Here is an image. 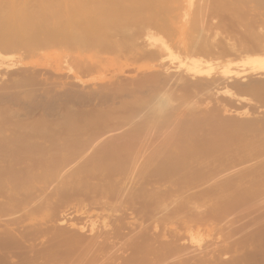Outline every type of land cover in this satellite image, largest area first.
Listing matches in <instances>:
<instances>
[{
  "label": "rangeland",
  "instance_id": "rangeland-1",
  "mask_svg": "<svg viewBox=\"0 0 264 264\" xmlns=\"http://www.w3.org/2000/svg\"><path fill=\"white\" fill-rule=\"evenodd\" d=\"M176 1H180V0H176ZM176 1L174 2V4L176 6L175 5L174 6L176 7V10H177V7H178L177 4L178 3ZM184 1H182V0L180 1L181 5H180V2H179L180 6H184L185 5L184 6L185 8L178 7V11L181 12V14L178 13V11H176V13H174L175 9L173 10L174 14H176V15L180 14L179 17H182V14H184V13L185 14H189V12L190 13L192 12V14H193V11H191V10L194 9L196 11L197 8H194V6L198 7V5H199V3L197 2L199 0H193V1L192 0L191 1L190 0H184ZM187 1H188L189 4L191 2V6L187 5ZM195 1H196L197 4L193 6V4H195ZM222 1L223 0H221V2ZM225 1L226 0H224V2ZM239 1H241V0H238V2ZM243 1L239 2L238 10L232 8L231 4L229 3V2H232V0H229V1L225 2V3H227L226 6H228V9L225 8L226 10H228L227 13H222V16H220L219 13L217 14L215 12V14H216V15H214L215 17L218 15L219 18L222 21L225 19L224 20L225 23H228V22H229V24H230V22L232 23V24L229 25V24H225L223 22L225 25H223V27L222 26L221 27L226 29V30H224L222 28L221 29L224 30L225 33L228 34L230 29L231 30L234 29V32H233V30H232V32L234 34L236 32L239 34V35L233 36V37H235V38H233L231 36L232 32L230 31L231 34L229 33L230 35L229 34H228V36L226 35L227 37H230V40L232 38L233 39L238 38V36L241 35L240 33L245 31V30L242 29L243 28L242 24L245 23V25H243V26H246V24H249L250 22L253 24V25L251 24V27L248 25L251 28V30L254 28V31L258 30V34H262V36H264V24H262V23H264V21H263L264 20V18H263V16H264V8L260 7V5L257 6L258 4L255 1L252 2L250 0V2H251V3H249L250 5L248 3L246 5V0H243ZM247 2H249V0H247ZM182 3L183 4L185 3V4L183 5ZM228 4H230V6ZM186 6H187V9H186ZM188 6L191 7V8L193 6V9L189 8ZM256 6H257V8H256ZM188 8L191 9V10H189ZM239 8H242V9L239 10ZM183 10H186V12L183 11ZM236 10L238 12H236ZM241 10L245 11V12L241 13L242 12ZM233 11L235 13H237L236 14L237 16H238V13L240 14L239 16H241V15L243 16V17L241 16L242 18H240L238 16L239 18H238L237 21H239V19H243V22L241 20L242 23L239 22V24L241 23L240 24V28L238 26L239 24L236 23L232 18H230V16H232V15L235 16V14H233L234 13ZM257 11H259V15L263 14V15H261L262 17L260 16L261 18H263V20L260 17H258V15H257L258 12ZM208 12H210V13H208L207 18L211 19V16H213V15H211V12H212V14H214L213 13L214 11H208ZM224 12H226V11H224ZM194 14H195V12H194ZM223 14L224 15L227 14L228 16L226 15V18L227 17L228 18L226 19ZM244 15L247 17L246 19L251 20L249 23L245 22L246 20H245ZM186 16H188V17H186ZM190 16L192 17L193 15H190ZM190 16L189 15H184V17H186V18L182 17V19L180 18L181 20H177L179 22V24L174 23L175 24L174 27H178L182 23H185L188 26L189 24L186 23V21L189 18V20L187 22L190 23V20H191ZM214 16H213V20L215 22L216 19H215ZM209 19H207L208 22L211 21V20L209 21ZM213 20H212V22H213ZM228 20H231V21H228ZM181 21H182V23H181ZM222 21H221V23H222ZM233 23H236V24L233 25ZM226 25H228L230 27H226L225 28ZM232 25H233V27H235L236 25L237 26L235 28H231ZM246 28L248 29V27H246ZM250 28L247 31H249L250 34L253 33V35L251 34L252 35L251 37L253 38L256 31L255 32L251 31ZM235 29H237L236 32H235ZM240 29H242L243 31H240ZM215 30L216 29H213V31H215ZM222 30L217 29L216 31L218 32V31H222ZM207 31H212V30H207ZM59 33L62 36V32L56 31V34L53 33L54 36L55 35L57 36V37L55 36L57 38V41H60L59 39L61 38L60 35L58 36ZM207 33H206V30H203L201 32V37L202 38L205 37L207 39L210 36L209 35L210 32H207ZM219 33H224V32H219ZM160 34L163 35L162 33H160ZM160 34L156 33V36L155 35L154 36L158 37ZM193 34L190 33L191 36ZM205 34L207 35V37H206ZM224 34H219V37L222 35L221 36L222 39L223 38H224V40H225V38L228 39L227 37H223V36H225ZM43 35H45V34H43ZM43 35L42 36L41 35L38 36L40 41H43L45 36H47V35H45L43 37ZM195 35L196 34H194L193 36H195ZM186 36L190 37L189 33H187ZM258 36H257V39L258 38H260V39L257 42V44H255L256 41H257V39L255 38L256 36L253 38L256 41L251 38V40L254 41V42L250 41V39H249L251 44H250L249 41H245V43H244V41L240 40V42L238 41L239 44L236 41H234V40L233 41L235 42V45L238 44L237 46H243V47L247 48V43H248V47H249L248 49H251L250 47H252L251 52H249L250 50L247 51V49H243V47H238L239 50L242 48L241 50H243V51L245 50L247 52V53H245V51H244V55L247 56V54L251 53L250 54V55H252L251 57H255L257 55L259 57H262L260 55L264 56V52H263V54H261L262 53L261 52L262 46L260 45L261 47L259 48L258 44H262L264 46V41L261 42L260 40H262L261 39L262 36L261 37H260V35H258ZM63 37L64 36H62V38ZM88 37L89 36H87V39H88ZM66 38L67 37H65V40H66ZM63 39H61L63 41L62 44L61 43H57V41H53L51 39V40L46 41V43L49 42L46 45L45 44H43V46L40 45V48L37 46V47H35L36 49L35 48H31L30 51L28 50L29 48L26 49V47H24L25 49L22 48L23 51L22 50L20 51V49H21L20 48V49H15V50L14 49H11V50L9 49V50L0 52L1 53L0 54L1 55L0 56V61L2 62V63L0 62V83L2 82V80H5L7 78V76H10V75L14 76V75H17L19 72H20L19 74H21L22 72L20 70L25 72V74H24V72L22 74V75H25V76L26 75H30V74L32 76H35V75L39 74L37 76L38 77L37 80L39 79L40 81H43L44 86H46L47 84L50 85V83L53 82V88H52L53 93L51 94L52 91H50L49 93H46L45 94V99H44L45 101L44 100H40L41 101L40 104H38L39 100L38 101H37V99L34 100V98H35L34 94H33L34 92L32 93V91H35L34 89H36V93H38L39 91H42V87L39 90L38 86H36L34 84H29V85L26 84V85L20 86L18 88V90H20L21 92H20V95L18 97L21 98V96H22V98L21 99L19 98V100H17L18 97L14 98L13 101L11 100V102H13V103L9 104V106H7L8 104L7 105L4 104V108L7 107V108L10 109V111L8 109L7 110L4 109L5 110V111H3L4 113H1L2 110H3L2 109L1 112H0V118H1V116L3 118L5 117L4 120H2L3 118H1L0 121L3 122V121H5V119H7L5 121V123L4 122L3 123L0 122V128H1L0 129V133L5 132V133L1 134L2 136H0V139L2 138L1 140H3V136L5 135V136H7L6 140L11 142L13 139L15 141V137H16V141L19 139L18 141L21 142L22 144H24V145H22L20 143L23 146L22 147V146H20L18 141L17 142L12 141L11 143H9V142L7 143V141L5 139H4L5 143H4V140H3V143L1 142V144H0V178L2 177V179H0V264H22V262H23V264H25V263L26 264H191V263L192 264H197V263L198 264H202L203 261H204L203 264H209L210 262H211L210 264H215V263L216 264H223V263L224 264H264V189H263L264 188V186H263L264 185L263 184L264 183V178H263L262 182H260L261 179H262L261 177H264V168H262V165L264 164V161H262V160H264V151L262 150L259 153V150H260L259 148H261L262 145L264 147V144H262V145L260 144L261 142H264V138H263L264 134H262V133H264V125H263V123H260V122L263 121L262 119H260V116L264 115V113H263L264 112V102H263L264 101V93H261V92L260 93H253L254 94L253 95L252 92L249 91V92H247V94L248 95L251 94V97L250 96L246 97V95H247L246 92H245L246 95H244V93L243 94L241 92L237 93L236 89L234 90V87L237 88L236 85L239 83V81H240L239 84H242V82H244V81H245L244 84H246L248 80H249L248 81L249 83H250V80L252 82H253V80H254V82H256L257 80L259 82H261L260 80H262V82H264V71H260V70L253 71V69L249 68V65H246L245 68H242L243 64L241 62H243V60L241 59L242 61H240L239 59L241 57H243V56H241L240 58L236 57V55H238V56L241 55L240 52H239L240 55L238 53H235L236 54L235 56L233 54V55H230L229 57L219 58V59H217L218 60L217 62L222 61V63L220 62L219 65L225 64V63H227V61L230 62V67H231L230 71L231 72H228L229 75L227 73V76L224 74V76H225L224 78L227 81L229 80L228 82H230V83L232 82L233 86L232 85H230V86L228 85V86L230 88L232 86L233 90L229 89L228 86H227L229 91L230 90L233 91L232 92L233 95H229V96H231V98L228 99L227 98L228 97L227 93L225 94V93H223V91H221V89L223 90V88L224 89L226 88V86L222 87L223 84L219 85L220 91H218L219 90L218 86L212 87L213 89L212 88H207L206 89V86L202 85L201 86V88L203 87L202 89H204V87H205V91H207V90L210 91V92H208L206 94H205L204 90L200 89V86L198 87V90L196 89V87L193 88V89L191 87V89H188V91L190 90L189 92H191V93L190 94H186V96H185L184 92L187 89H185V90L182 89L183 91H181V89L178 88L179 85L172 84V82H174V80L176 79L175 77H177L178 75H179V77L180 76H183V77L186 76V81L188 82V83L187 82L186 83L191 85L192 82L196 81V80L194 81V79H197V77H198V79H200L201 78L200 76H204L205 77L207 74L206 75L203 74L204 72H201V73L195 72V70L193 69L192 65L189 66L188 63L191 62L190 64H193L194 61H196L195 62L196 64L195 63L194 64L199 66L198 65V62L200 61L199 59L202 58V61H203L202 65H207L209 63V61H212V63H215L216 59H212V58L211 59H209V58L207 59L205 57H202L201 55L199 56V59H198L196 54H193L192 56L190 55L193 59L190 56L186 57V54L184 53V51L181 48L175 47V45L171 41H170L171 42L170 43L169 39H168L167 41L171 45L170 44L168 45V43H167V45H168V47L171 46L170 50L172 49L171 51L169 50L170 53L167 51L171 55L170 58L167 57L168 53L166 55L161 53V54H163L165 56L162 57V55H159V56H161V59H160L159 56H157V57H155L156 60H154V58L150 59L151 56L147 57V55H144L143 51H142V53H141L142 55L141 56L142 57L144 56L147 59L149 58L146 61H144L146 58H143V61H142V57L139 58V56H140L139 53L141 51L140 50H136L135 51V49H134V51L132 52L133 53V57H131L133 60L130 61L129 57L131 55H129V56L127 55V54H130L129 51H128L127 54H125V55H127L128 60H127V57L124 55V52L126 50L121 51L119 53V56L121 55L120 57L118 56V54L116 55V53L109 54V52L108 53L101 52V54H103V55L99 56V53H100L99 52L97 56H98V59L100 60L101 64L103 63V65H101L99 60L98 59L96 60L97 57L95 58V54H94L95 52L93 53L94 50L92 48L89 51L88 47L87 48L84 47V49L87 50L86 52L84 51V49H81L82 50L81 53L83 54L82 55L81 53H79V51H81L80 50V48H81L80 45L78 47V45H76L77 43L76 44L73 43L74 46H72L73 44H70L71 45L70 46L69 43L67 44L68 41L66 40L64 42ZM84 39H86V38H84ZM137 39L142 40L141 37L136 38L135 40H137ZM208 39H210V38H208ZM263 39H264V37H263ZM143 40L146 41V39H144V37H143ZM244 40H248V37H247V39H244ZM51 41H53V42H51ZM137 41H135L136 42L135 44L138 45V43H140L141 45L139 44L138 47H140L139 49H142L141 47H144V46H142V43L144 41H141V42H137ZM241 41L244 44L241 43ZM253 43L258 48V50H256L257 48L252 45ZM67 46L71 47V48H73V47L75 48L76 47L74 49L75 52L73 51V49L69 50V48ZM145 46L146 47H144V48H146V50L145 49H143V50H145V51H149L150 49L152 50L153 46H151V48L149 47L150 49L147 48V46H149L148 43ZM173 46L175 47L174 49L172 48ZM42 47H43V49H42ZM253 47H255V48H253ZM177 48H178L179 51L176 50ZM254 49L256 51H258V52H261V53L257 52L258 54L257 53L254 54V52H252V51H254ZM243 51H241L242 55H243ZM20 52H22V53H20ZM171 52H173L174 54L172 55ZM180 52H181V54H180ZM136 53L139 54V55L135 57L134 54H136ZM164 53H166V52H164ZM176 53L179 56H181V57H179V59L181 58L180 60L178 59V55ZM182 53L185 54V56L183 54L184 57L182 56ZM92 54H94V58L95 59L92 58L93 57ZM114 54L116 56H118V58L120 60L116 59L115 58L116 56ZM122 54L126 57V59L123 58L124 56ZM72 55H73V57H72ZM250 55H248V56H250ZM182 57L185 60L189 61V62H187V64H186V61L184 59L182 61ZM69 58H70V60H74V59L76 60V58H77V60L82 62V63H79L77 60L76 61L78 62V64H77V62L75 60L73 61L74 63L73 62L70 63ZM85 58L88 59L87 62H86ZM103 58L104 59L106 58V59L103 60ZM135 58H139L141 62L138 61V59L135 60ZM203 58L207 59L208 61L207 60L205 61ZM190 59H191V61H190ZM243 59H245V56L243 57ZM83 60L85 61V63H88V61H89V63L95 61L94 63H96L95 64L96 71L94 69V66L91 67V68L90 67H86L87 65L84 64ZM192 60H193V62H192ZM197 60H199V61H197ZM67 61L70 63V65L75 64V66H70L69 63H67ZM104 61H106L105 62L106 64H104ZM133 61H135V62H133ZM204 62H208V63L204 64ZM237 62L242 64V65L240 64V66H239V64L237 65L239 68H242V69L237 68V66H236V68L238 70L235 69V64L234 63L237 64ZM182 63L185 64V68H183V64ZM97 64H99V66ZM160 64H162V65L160 66ZM215 64H217V63H215ZM16 65H17V67H16ZM186 65L189 66V69H188V67H186ZM219 65H218V67H219ZM7 66L9 67V69H8ZM197 66H195V69L197 68ZM76 67H78L77 69L79 70L80 73L78 72V70L75 69ZM190 67H192V69L194 70V72H192L193 70L191 69L192 70L191 72H192L193 75L190 72ZM218 67L215 66L213 68L214 71L215 70H217V71H215V72L213 70L210 71V72L213 71V73H211L212 75H210V73L207 75L206 78L208 80L211 79L210 77H212L214 75L218 76V77L219 76H223V74L219 73ZM246 67H247V70L249 71V73L244 74V71L246 70ZM67 68H70V69L68 70ZM1 69H3V70H1ZM81 69L82 70L83 69L84 70H88L89 69L88 70L89 72H87V71L83 72L82 71V73H81V71H80ZM91 69H92V71H91ZM125 69L128 70V71H126ZM185 69L188 70L190 73L186 72ZM11 70H13L15 74L11 73V74L8 75L7 72L8 71L11 72ZM33 70L36 73L35 75L33 73L34 72ZM104 70H105V72H104ZM242 70H244V71L242 72ZM247 70L245 72H248ZM143 71H145L144 72L145 74L147 73L146 75H149V77L147 76L148 79L145 76V74L143 73ZM201 71H204V70H201ZM239 71L242 72V73H240ZM148 72H150V74ZM156 72H158L159 75ZM159 72H162V73H159ZM138 73H140L142 75V77H144V79H145V80H143L141 78L143 80L141 82V86L144 84L142 87L139 85L140 83H138V85L141 87V89L144 87L142 90H140V87L138 85H136L137 84L136 82H137L138 78L140 79V77H141V75L140 74L138 75ZM154 73H155V75L157 77H160V78H157L156 76H153ZM163 73L167 75V77H168L167 79H169L170 81L166 80V76H163V78H161L160 74H163ZM172 73L173 74L175 73V76L173 75L172 82H171L170 75L172 77ZM194 73H196V75H194ZM197 73H199L200 75L197 74ZM234 74H236V75H234ZM56 75H57V78H56ZM58 75H59V77H58ZM151 75H152V77H150ZM116 76H117V78H119L117 81H116V79H117ZM136 76L138 78H135ZM208 76H209V78H208ZM215 76L212 77V78H216ZM49 77H50L51 80L48 79ZM120 77H121V79H120ZM124 77H126V78H124ZM153 77L157 78L159 83ZM179 77H177V79L175 80V83L176 82L177 83H179V82L182 83V81L183 82L185 81L184 80L185 77H184L183 80H182L183 77H181L180 79L182 81L178 82ZM204 77L201 78L200 80L204 81L206 79ZM227 77H229V78L227 79ZM123 78L125 79V81L123 80ZM128 78H129V83H127L128 81H126V79H128ZM130 78L132 79V83L130 82L131 81ZM149 78H150V80L151 79L152 80L150 81ZM54 79H56L55 80L56 82L53 81ZM161 79H163V83H164V84L162 83L163 85L160 84L161 81H162ZM198 79H197V81H198ZM119 80L121 81V84H120ZM133 80L135 81V83L133 82ZM154 80L156 82H154ZM164 80L165 81H169L170 83L169 82L166 83V82H164ZM234 80L238 81L237 84H236V82ZM104 81H106V82H104ZM115 81H116V83L118 82L119 84L118 83L116 84ZM139 81H141V80H138V82ZM190 81H192V82H190ZM233 81L235 82L236 85H234ZM258 81H257V83H258ZM73 82H75V83H73ZM148 82L150 83V85H152V82H154V85H156V88L157 87L161 88L162 86L165 85V87L167 89L165 87L163 89L162 88L161 89L157 88V91H156L155 90V86L153 85L154 88H151L152 86L149 87ZM57 83H60V84H57ZM63 83H64V86L62 85ZM66 83L67 84L71 83V85H67ZM101 83H102V85H101ZM111 83L115 84L114 85L115 87H116V85L119 86L120 89L118 87H116V91H114L115 87L112 86ZM124 83H125L126 86H127V84L128 85L130 84L127 87H130L131 90L133 88L135 89L136 86L138 87V90L135 89L133 91H131L128 88L129 91H131L130 93L133 92L132 95L134 94L133 95L134 98L136 99V97H137V99H136V101H138V102H136L137 105H135V103H134V105L132 106L133 103L131 104V100L134 99V98H131L133 96L127 95V94H130V93H128L127 89L124 90L125 88H127L126 86H123ZM54 84H56V85H54ZM73 84L75 86H73ZM157 84L158 85L160 84V85L158 86ZM166 84H169V86L172 85L171 89H170V87H167L168 85H166ZM40 85H39V87H40ZM224 85H227V84H224ZM145 86H147V87H145ZM28 87H30V88H28ZM107 87H110V89H108ZM112 87H114V88L112 89ZM148 87H149V90L147 89ZM64 88L66 90H64ZM70 88L73 89V90H70ZM99 88H102V90H100ZM104 88L105 89L107 88L106 91H105ZM150 88L153 89V91H151V93H150ZM24 89L26 91H24ZM97 89L99 90L98 93H96ZM121 89H122V91L124 90V92L127 91L125 93L122 92L123 94H125L124 95L125 97L123 96V94L122 95L120 94L121 93ZM144 89H147V90H144ZM174 89H175V92H174ZM194 89L199 91V93H196L197 91L195 92ZM62 90H64L65 92L62 91ZM67 90H68V92H67ZM76 90H78V91L75 93ZM103 90H104L105 93H107V92L111 93V91L113 90L114 92H116L117 95L113 91H112L111 94L109 93V95H107L108 93L107 94L104 93L107 96H105L103 93H99V92H103ZM154 90L157 92V94L160 93L158 91H162V93L166 92V91H167V93L171 92L172 93L171 94L172 97L169 95L170 98H174L173 95L175 97H177L178 95L180 96V94L182 93L183 96L181 94L180 99H179V97H177V100L179 99L180 101L179 100L175 101L176 98H174V100L170 99V101L172 100V102L169 103L170 105H169L168 109H170L172 107V109L175 108V110L174 109L173 110L177 112V109H176V104L177 103L179 105V106L177 105L178 108H180V106H182V107L184 106L183 108H185V107L188 108L189 104H190V107H192L191 104L193 103V105H194L193 106L194 107L193 111L195 112V108H198L196 112H198V110H199V112L203 111V113H201V114L198 113V115L195 116L194 112L191 113V112L188 111L189 108L188 109L186 108L188 114H193V116L198 117L199 119H202V117H204L203 120L208 117V119H206V121L204 120L206 122V126H204V125L203 126L208 128V130L210 132L212 130V127L214 128L216 126H219L220 123L217 124V122L215 121L216 119H218L217 121L219 122V120L221 119L220 116H219L220 119L218 117L219 114H222L221 116H223V118L227 117V116L225 117V115H228V116L231 115V117L229 116L230 118H232V116H235L233 119H235V118L239 119V117L242 118V117L246 116V115L243 116V114H246L244 109L248 108L247 109L248 110L247 114L250 112L251 115L248 114L249 116L252 117V115L254 114V116L257 118L256 119L253 116V118H254V119H252L253 120V125H251L252 123L249 124L250 123L248 121L249 119H245L244 120V121H246V123H247V121L249 122L248 124L250 125V128L253 126L252 127L253 129L251 128V132L247 129L249 131L248 133H251L252 135H254V132H256L258 130H259L258 132H260V130L262 131L260 133L256 132L255 135L258 133V135H256V137L254 136V138H253L252 135H251V138H249L250 135L246 134L244 132L245 128H247V127L245 125V122H242L243 119H240L241 121H239V122L236 120L237 121V126H236V124L232 125V126L229 125V127L227 128L226 126H228V125H223L222 126L220 124L223 128L225 127V129L223 130L221 127L220 128L224 132H225V130H226V132L229 131V133L233 132L232 128L234 126H236L235 129L241 128L242 129L241 131H243L244 133H242L241 131H240L241 132L240 133L239 129H238V132L241 134V135L239 134L240 136L238 135V133L236 131L233 132L234 137L231 134L228 135L229 133H227V135H228V137H230V139L235 138V136H236V138L240 137L239 141L241 140L242 142H243V140L245 141V139H247V140L251 139V141H253L255 138L259 137V138H257V140L256 139L254 140L255 143H257V144L254 143V145H253V142L250 143L251 141L250 140H249L250 142L248 141L250 146L252 144L253 149H255L256 151L251 149L252 147H248L247 145H249V144H248V142L246 143V141L243 142V143H245V146L242 145L243 148H239V147H241V144H243V143L240 144V142H241L240 141L239 144H238V142H237V144L240 145V146L238 147V145H237L238 148H236V144H235V147H234L235 150H236V156H237V157L235 156L236 157V161H235L236 163H232L231 161L233 159H231V158L233 157V153H235V151L233 152L234 148L231 147V146L234 144L235 140L237 141V139L235 138V139H232L230 141V143L232 141H234V142H233V144H231V146H229V147H231L233 149L229 150L228 149L229 147L226 146V144H229V142L226 143V141H228L230 139L229 138L228 139L225 138L226 141L223 140V142L226 143L225 146H224V143L221 141L222 144H223V148L225 147V150H224L225 152L220 151L219 149H217L215 147L216 151L218 150L219 152L222 153L221 154V153L218 152V154L219 155H223V156H219L217 154V152H216V154L211 156L213 154V150H211V149H214L213 147H211V149L209 148L211 151L208 150V152L211 154V155L207 156L208 159H210V157L213 158L215 156V159L211 158L212 159L211 161L215 160L216 162H212V163L213 164L216 163L215 165L217 166L218 169H220V168L224 169V170L222 169V170H218L217 171V169L213 168L214 166H213L212 163L208 164L209 162H207V161H210V160L204 161L205 158L207 159L206 156L204 157V159H201L205 155V154L204 155L201 154V152L203 151L202 149H205L203 151V153H205V152H207L206 151V147L205 148L201 147V152L200 153H199V151L196 150V154H195V149L196 148L198 150H200V147L198 146L200 144V142H201L202 145L205 144L204 143L205 141H201L200 140L201 136L199 137V140L195 139L196 141H200V142H198V144L195 143L196 144L195 145L194 141L192 142V140L194 138H198L197 135H200L201 132L204 131V130L200 131V129H204V128H202L203 126L200 125L201 124L200 121H202V120H198L197 118H195V119H197L199 121L198 124L200 126L197 125V123H195V122H198V121H195L194 124H196V126H195V129H194L193 128L194 127L193 123L191 122V120L194 121L193 116L192 117L190 116L192 119L190 117H188V114H187V117L189 119L187 117H185L186 114L184 112H180L183 109L182 107H181L182 109L180 108V111L178 112V114L180 113V115L182 116V114L184 113V118H187V119H183V116L181 117L180 115H178V116L175 115V114H177L176 112L172 114L171 112L173 110L171 109V110H169L170 113H171L170 116H172V115L174 116L175 115L176 117L174 116L175 117L174 118V117H170L169 116L171 119H173V120L175 119L174 121L172 120V122H170L171 120H169V117L167 118L168 121L166 119H164V121L168 122V124L166 123V125H167L166 127L164 126L165 124H163V122H164L163 120H160V121H162V123H161L160 121H153V120L150 121L151 119L150 120L144 119L148 123L150 122L149 126L147 127V122L145 121L144 123H142L143 119H141L140 121L143 124V126H142V124H140L138 118H141L142 115H144L146 113L147 110L143 111V108H145L147 105L149 106V102L150 103L152 102V100L149 101V102H147L146 100L152 94H154V93H152V92H155ZM170 90H173V91H170ZM80 91H81V93L83 92V94L86 93V95L84 94L85 96H83V97L84 98L86 97L87 100L86 99H84V100L82 99L83 98L82 97L83 94H81ZM134 91H135V93H134ZM138 91H140V92H138ZM142 91L144 93H146V94L144 95ZM145 91H147V92H145ZM178 91H179V94H178ZM188 91H187V93H189ZM234 91L237 93V95H236V93H234ZM55 92H57L59 94V96L55 95L54 94ZM61 92H63V94L64 93L66 94V96L62 94L65 97L66 100L64 99V97L61 96ZM88 92L89 93L91 92L90 93L91 95L88 94ZM193 92H195V95L198 94L199 97L196 96V98H195V95L192 94ZM137 93L138 94L142 93L143 95L142 94L138 95ZM148 93H150V96L147 95ZM175 93H177V94L175 95ZM76 94H77V96H76ZM97 94H99V95L102 94L103 96H105V98L102 95H101L102 97L101 96L99 97ZM260 94H262V95H260ZM48 95H49V97L52 96L51 97L52 99L49 98V100H47V96ZM80 95H81V98H80ZM118 95H119V97H118ZM187 95H189L190 97L187 96ZM222 95H223V97L227 96L226 98L231 103H234V101H235L234 106L231 103H230L231 105L228 104L229 102H227V100H225L227 103L224 102L223 99H226V98H223ZM239 95H241L243 97L245 96L246 99L243 98V97H241V98L240 97H236V96H239ZM54 96H56V97H54ZM69 96H73V97H71V101L72 102L70 101V97ZM138 96H139V98L143 97L142 100L141 99L138 100ZM144 96H146V97L148 96V98H146V100H145ZM232 96H234V97L232 98ZM252 96H254V97H252ZM260 96L261 97L263 96V97L260 98ZM67 97L69 98L70 102L67 101L68 100ZM87 97H89V98H87ZM97 97L99 98L100 101L98 100ZM116 97H118L117 98L118 100L116 99L117 103L120 100V98H122L121 101H119V103H121L120 106H119V103L118 104L117 103L113 104V102H116L115 101ZM123 97L125 99H123ZM126 97H130L131 99L129 98L130 100H128V98H126ZM182 97L185 98L183 101H182ZM215 97H217V99H215ZM221 97L223 99H219ZM23 98H24V100H23ZM79 99H82L83 101L79 100ZM194 99H196V100H194ZM231 99H234L233 102L231 101ZM239 99H240V101H239ZM247 99H249V100L247 101ZM260 99H262L263 101H261ZM21 100H22V103L20 102ZM31 100L35 101V102H32ZM50 100H52V101L49 104V102H47V101H50ZM64 100L67 103L65 105H64V103H65ZM125 100H126L127 104L125 103ZM220 100H222L224 103L219 102ZM236 100L239 101V102H236ZM8 101L10 102V100H7V102ZM17 101H18V103H17ZM23 101H25V104H27V106L23 103ZM42 101H44V102L42 103ZM87 101H89V102H87ZM186 101H188L190 103L188 104ZM212 101H213V103H212ZM216 101H217V103H215ZM53 102H55V103H53ZM82 102H86V103H82ZM105 102L107 104H105ZM132 102H135V100H132ZM144 102H147L146 105L145 104L143 105ZM185 102H186V104H184ZM45 103H46V105H45L46 108L48 107L49 109L48 108L46 109L45 106L42 105V104H45ZM122 103H123V105H122ZM140 103H142V105H143L142 107H140L141 106ZM221 103H222V105H221ZM28 104L29 105L32 104V106H29ZM77 104H79V105H77ZM180 104H182V105H180ZM187 104H188V106H185ZM235 104H237L238 107H239V108L237 107V110L235 109ZM5 105H6V107H5ZM33 105H35L34 108H33ZM38 105L39 106L41 105V106L38 108ZM57 105H58V107H57ZM62 105L65 106L66 108L68 106L71 107V108L69 109V107H68V109H66V110H69V111L66 112L65 111V107H63ZM70 105H72V106H70ZM114 105L117 106V108ZM127 105L130 106L129 107L130 109L128 108V110H127V107H128ZM173 105H175V107H173ZM211 105H212L213 108L211 107ZM225 105L226 106L229 105V107L228 106L227 107L230 110H228L227 107L225 108ZM239 105H241V106H239ZM10 106L11 107L13 106V110H12V108ZM21 106H23L22 107L23 108L22 111L25 113V115H24L25 118L21 117V116H23V114H22L23 112L22 111H21V113L18 112V111H20ZM25 106H26V108H25ZM36 106H37V108L39 110H37ZM42 106H43V108H42ZM106 106H107V109L109 108V106L113 109L112 111L109 110V109L108 110L105 109L106 110L105 112H108V111L112 112L108 116H107L108 113L106 114V113H104V111L100 110V109L106 108ZM217 106L221 107V108H218ZM232 106H233V108H232ZM0 107H3V106H0ZM14 107L15 108L18 107L17 109H19V107H20V109L17 111V109L15 110ZM28 107L29 108L32 107L33 109L32 108L29 109ZM53 107H54V109H53ZM75 107H79V108L76 109ZM113 107L115 108V110H114ZM133 107H135L134 109L137 110V111H135V110L133 111ZM139 107H140V109L142 108V110H141L142 112L139 111ZM193 107L191 108V111H192ZM215 107H216V109H217V111L219 113H216L217 111L215 110ZM24 108L26 109V111L24 110ZM94 108H96V109L98 108V110H96V109L93 110ZM136 108H138V109H136ZM147 108H145V109H147ZM205 108L208 109V110H209V108H212V110L210 109L209 111H207V110H205ZM122 109H124V110L126 109V110L125 111L123 110L124 111L123 112V111H121ZM200 109H201V111H200ZM213 109L215 110V112H213L214 111ZM221 109L226 110V111L222 112ZM234 109L236 110V114H235V110ZM30 110H33L31 112L32 114L30 113ZM47 110L48 111L50 110L49 113H48ZM129 110H131L130 112H132V114L131 113L129 115L124 114L126 112L128 113ZM240 110L244 111V112L242 111V113H241L242 116L240 114V112H241ZM262 110H263V112H261ZM38 111H39V115H38ZM96 111H97L98 114L96 113ZM98 111L103 113V114L102 115H101V113L99 114ZM138 111L141 114H140V116L138 114V116H137L138 118H137L136 115H137V113H139ZM5 112H7V113H5ZM54 112H56V114H57V112H60V113L64 112V113H62V115H60L58 113L59 116H64V115L68 116L69 112H71L72 115L71 116L69 115L70 116L69 118L65 116L64 117L65 119L63 117H62V119L61 118L59 119L58 118L59 116L57 117V115H56V117L59 120H55V118L53 117V115L55 116V114H53ZM65 112L68 113V114H65ZM83 112H84V114H83ZM115 112L118 113V115L114 114ZM143 112H145V113H143ZM185 112H186V110H185ZM210 112H213V114L215 116H216V114H218L217 115L218 118L214 117L213 115H211ZM15 113H17L16 114L17 116L15 115ZM18 113H20V115L22 114L20 117H21L23 122H19V118L20 117H19ZM42 113L44 115H42ZM46 113H48L50 115V117L52 116L53 118L51 117L52 118L51 119L48 114H47L48 116L46 115ZM50 113L53 114V115H51ZM87 113H88V118H87ZM121 113L124 116L120 115ZM204 113H207V114H205L207 116H203ZM12 114H14V116ZM223 114H225V115H223ZM4 115H6V116H4ZM93 115H94V117H93ZM125 115L129 116V117L130 116H134L133 119H132L133 122L131 121L132 122L131 124H133V125H129V126L127 125L128 121H129L128 124H130V120L131 119H129L127 117L129 120L127 119L128 121H124V120H126V119H124V118H126ZM257 115L259 116V118L257 117ZM15 116H16V118L18 120L15 118ZM29 116L31 118H29ZM119 116L120 117L122 116L121 118H123V122L122 123L121 122L120 123L117 122V121H119V118H120ZM236 116H238V117H236ZM249 116L248 117L246 116V118H249ZM7 117H9V118H7ZM108 117H110V118H108ZM144 117H147V116L145 115L142 118H144ZM177 117H179V118H177ZM229 117H227V118H229ZM66 118H67V120L69 119L70 121L69 120L67 121ZM214 118H215V120H214ZM261 118H263V117H261ZM9 119H12L13 121H15V123L14 122L12 123V120H9ZM21 119H20V121H21ZM72 119H73V121H72ZM116 119H117V121H115ZM178 119H180V120L182 119L183 123L185 121V124H182V122H181L182 120L180 121ZM16 120L18 122H16ZM53 120H54V123H53ZM186 120L187 121L189 120L192 123L191 125L193 127L189 126V127H192L191 128L192 129L191 133H192L193 129L196 132H197V130H199V133L197 132L198 134L196 136H194L196 132L193 133V136L186 134L187 133L186 131H188V133H190L189 127L187 125V123L189 121L187 122ZM254 120H259V122L257 123V125H259V126H257V127H259V128L262 127L263 129H259V128L254 129L256 127L255 126L256 124H255ZM10 121H11L10 124L7 123V122H10ZM114 121L117 122V123L115 124ZM120 121H122V120H120ZM175 121H176L175 127L177 126V123L179 121H180V123H178V129L175 128L174 125H173L172 129H175L174 133H176V130H177V133H179L182 130L186 132V133L182 132V134H181L182 135L181 137L183 139L181 138L180 140H181V142L183 141L184 144H182L180 142L181 143L180 145H182L183 147L184 146L186 147L188 145V143L189 144L191 143L190 145H193V144L195 145L196 148L192 147V146L190 148L189 147L187 148V150H189V151L192 149L190 151L191 153H192V151H194V153H192L193 156L190 155L191 153L189 151L185 152L187 150H183V148H181L182 149L181 151L179 150L180 147H181L179 145V141L180 140L176 139V142L173 141V139H172L173 135H172V138H170V135L173 133L172 129H171V126H172L171 124H173V122H175ZM207 121L208 122L210 121V123H208L209 126L207 124ZM49 122L53 123V124L51 125ZM106 122L108 124L109 123H111V124L108 125ZM157 122L159 123V125L156 124ZM240 122L244 123V124L241 126V124H238ZM101 123H103V124H101ZM118 123H119V125L120 124H122V125L116 127L115 125H118ZM3 124H4V126H2ZM123 124H124V126H123ZM138 124H140L139 125L140 128L142 127L141 128L142 129L141 135H140V133H138L139 131H137V128H136V125H138ZM150 124H151V126H150ZM153 124L156 125L155 130L153 129L154 128ZM160 124H163V125H161V127L164 126V130H161V129H159L160 131L158 130V127H160ZM169 124H170V126H169ZM188 124H190V123H188ZM210 124L212 125V127L210 126ZM248 124H247V126H248ZM179 125L181 126L182 129L179 128ZM185 125L187 126V128L185 127ZM244 125H245V127L243 129ZM114 126L116 127V129H115ZM132 126H133V130H132ZM110 127H111V129H110ZM184 127L186 128L185 130L183 129ZM196 127H198L197 130H196ZM209 127H211V129ZM49 128H50V130H49ZM63 128L65 130L62 131ZM124 128H126V129H124ZM140 128H138V129H140ZM148 128H149V130L146 131V134H145V136H147V137L144 140L143 137H142V136H144L143 132L145 130H147ZM229 128H231V130H229ZM6 129H10V130H6ZM56 129L58 130L57 132L55 131ZM167 129H168V132H167ZM11 130L13 132H15V133H12ZM120 130L121 131L122 130L127 131L126 132V133H128V135L126 134L127 136L130 137L131 135H134L133 137L135 138V139L133 137H131L132 139L129 138V137L126 138L125 141H127V142H126V145L124 143V146L130 148V146H132L131 142H133L134 145H135V144L138 143V140H136V139H139L140 145L143 146V147L145 145L144 148L143 147L139 148L141 150V153H143V154L140 155V150H138V147H136L138 144L134 146L135 148H137L136 151H135V149L133 147L131 149H129V148H126L124 146H123L122 150L121 149H119V150L117 149V148H119V147H121L123 145L122 142H125L123 140L126 137V136H124L125 134H123L124 131H122L123 135L121 134L123 138L120 136V133H121ZM157 130L160 133L162 131V134H161L162 137L164 136L165 133L168 135V133L170 132V134L168 135L167 138H166V136H167L166 134H165L166 136H164L166 140H168V138H170V141L168 140V142H166V143L163 142L164 141V139H163L164 137L162 138L161 135H159L160 133L156 132ZM253 130H254V132H253ZM24 131L26 133L25 138H27L26 139L27 141L24 138V134H25ZM132 131H133V133H132ZM152 131H155L154 132L155 134L152 133ZM164 131H165V133H164ZM209 131L206 130L204 133L202 132V134L205 137H207L206 135L208 134ZM16 132H18V135L16 134ZM21 132H22V134H21ZM224 132H222V134L220 132L216 133L217 135L220 134L219 136H221V137L217 136V139L218 138H220V139L222 138L223 139V133ZM226 132L224 134H226ZM235 132H236V135H235ZM50 133H53V134L55 133L56 135L54 136L53 134H50ZM57 133L62 135V136L60 137V135H58ZM118 133H119V135H118ZM129 133H130V135H129ZM150 133H152L151 134L152 136L150 135ZM177 133H176V136H177ZM213 133L214 132H212L210 134H213ZM10 134H12V135L8 136ZM13 134H16L17 136H15ZM45 134L47 135V137H46ZM69 134H70V137H68ZM153 134H154V137H155V135L158 136V140L156 139L157 137H155L156 142H155V140L153 138ZM185 134L187 135L188 140H186L187 139L186 137L184 139L183 136H186ZM216 134H215V136H216ZM242 134L243 135L246 134L248 136H244V138H243V137H241ZM259 134H261V135H259ZM51 136L54 137V138H52ZM66 136L68 137L69 140L67 139ZM117 136L119 137V139L121 138V140L122 139L123 140L119 141V139H117ZM148 136H151L150 139H149V142L153 141L149 145L151 147H153L152 144H154L156 146V148H157V151H155L156 149L154 147L150 148V146L148 147V144H146V142L148 141ZM178 136L180 138V135H178ZM190 136H192L194 138L192 139ZM209 136L211 137V135L208 134V138H209ZM215 136L213 135L212 137L214 138ZM237 136H239V137H237ZM260 136H261V138H260ZM10 137L11 138L14 137V138L11 139ZM38 137L39 138L43 137V138L39 139ZM174 137H175V135H174ZM177 137H175V138H177ZM189 137H190V139H189ZM160 138H162L163 140L160 139ZM241 138H243V140ZM43 139L46 140V142H44ZM129 139H131V140L134 139L135 142L134 141L130 142ZM140 139H141V141L143 143L140 141ZM203 139H204V137H203ZM205 139H207V138H205ZM63 140H65V142H67V143L65 144V142ZM87 140H88V142H87ZM150 140H152V141H150ZM159 140L161 142H163V143H161V146H160V149H161V147H164V148H162L163 151H162V149L161 150L158 149V147L160 145V142H158ZM52 141H53V143H52ZM144 141H146L145 144H144ZM171 141L174 144V146L171 143ZM185 141H186V143H185ZM215 141H216V137H215ZM215 141H211L210 143H208L209 147H210L211 143H213V145H214ZM63 142H64V144H63ZM83 142H86V143H83ZM117 142H119L120 144L122 143V145L120 146V144L118 143L119 146H117L118 145ZM128 142H130V143L127 144ZM154 142L157 143V144L159 143V144L157 145ZM219 142L220 141L217 140L215 143L217 144ZM16 143H18L19 146H17ZM25 143L27 144V146L25 145ZM39 143L44 144V145L40 144L41 148L44 147L43 149L47 150V146H48V148L50 149V151L48 150L49 153L46 150H44L46 152L42 151V149H40L39 146H38ZM78 143H79V145H78ZM258 143L261 145L260 147H258L259 146ZM7 144L14 146V147L10 146L9 148H11V149L12 148L17 149V147L19 149L21 147L20 149L24 148L25 151H23V152H21V151L19 152L18 151L19 152V153L17 152L18 154L15 153V152H11V151H9L11 149L8 148ZM31 144H33V145H31ZM50 144H52V145L50 146ZM68 144H70V145H68ZM169 144H171L172 146L170 145L171 147H169ZM201 144H200V146H202ZM222 144H221V146H222ZM5 145L7 146L6 148L8 149V150L6 149L7 150L6 152L9 151L10 153L9 152L8 153H2V152H5L4 151L5 148L2 149L3 151L1 152V148L5 147ZM30 145H31L32 148H33L34 145H37V149L35 148L36 146H34V148L36 150H38L36 154H35V152H36L35 149H32V148H31L32 150L30 149ZM55 145H56L57 148L61 147L62 151H60V149H58L56 151L55 150V148H56ZM65 145H66V148H65ZM140 145H138V146H140ZM146 145H147V147L149 149L146 147ZM256 145H257V147H256ZM15 146H17V147L15 148ZM28 146H29V150L30 151H28V148L25 149V147H28ZM52 146H53L54 150L52 149ZM68 146H70L69 147L70 151H68L69 150ZM176 146H178V147H176ZM84 147H85V149H82ZM115 147H116V149H115ZM218 147H220V144L218 145ZM226 147H228L227 148L228 150H226ZM244 147H245V149H244ZM263 147H262V149H263ZM177 148H179V149H177ZM193 148H195V149L193 150ZM220 148H222V147H220ZM246 148H247V150H246ZM256 148H258V149H256ZM113 149H115V150H113ZM132 149H134L135 153H133L134 151H132ZM150 149H151V151H150ZM152 149H154V152L152 151ZM237 149H239L241 151L243 149V151H242L243 153L240 152ZM248 149L253 150L252 154L254 152L256 154L254 153L253 155L249 156V158L246 157L247 155H244V151L245 150L248 151L247 152L248 155L251 154L250 150H248ZM104 150H106V151H104ZM117 150L118 151H123V152H118ZM130 150H131V153H133V155H128L129 152L126 154V152L130 151ZM144 150H145L146 154L144 153ZM164 150H167V151L164 152ZM231 150H232V153L230 152ZM51 151H54V152L56 151L59 154L54 153V152L52 153ZM77 151H79V152H77ZM81 151H82V154H81ZM137 151H138V155L136 153ZM147 151H149L148 153H150L151 156H150V154L147 153ZM182 151H183L184 154H182ZM238 151L240 152V154H237ZM24 152H26V153L24 154ZM65 152H67L68 154L70 153L71 156L68 155ZM124 152H125V154H123ZM152 152H153L154 155L152 154ZM157 152H159L158 156L160 155L159 156L160 158L158 156H155V153L157 155ZM160 152L163 155L160 154ZM173 152L174 153H178V154H176L177 156L179 154H181V156L184 155L183 157H185V159H182V160L183 161L185 160L184 164H187L186 165L187 167L185 165L183 166L182 164H181V166H182L183 169H184V167H186L185 169H186V171L189 174L188 173L185 174V172H186L185 169L184 170L180 169L179 172H181V173L177 172L178 168L181 167L179 162H181L182 160L180 161L179 158H177V156ZM208 152H207L206 155L209 154ZM229 152H230V154H229ZM261 152H263V153H261ZM21 153H22V155H21ZM64 153L66 155H64ZM108 153H109V155H108ZM118 153L120 154V156H119ZM169 153L174 155V157L171 158V160L173 162L176 161L178 163V164L176 162L174 163L176 167L178 165L177 168H175V166L172 165V162L170 163L169 159H170V156L172 157V155L171 154L168 155ZM197 153H199V154H197ZM214 153H215V151H214ZM226 153L228 154V156L226 155ZM5 154H6V156H5ZM135 154H136V157L134 158ZM188 154L190 156H188ZM200 154H201L202 157L201 156H199V157L194 156V155H200ZM257 154H260V155H257ZM45 155L47 156V159H46ZM144 155L148 156V157L146 156L147 159H144V157H145ZM165 155L166 156L168 155L167 157H169V158H167ZM217 155L219 157H217ZM230 155H232V156H230ZM239 155H241V156L239 157ZM107 156H108V160L112 159L120 167H118L114 162H112L110 160H109V162L110 163L112 162L111 164L112 165L113 164L116 165L117 168L114 165L111 168V166H112L111 164H109V166H108V164H107L108 160H106ZM140 156L143 158V160L141 159ZM152 156H153L154 159L152 158ZM181 156H180V158H183ZM191 156L194 159L193 160L194 163H195V160H196L195 157H197V158L201 159L202 162L207 163V167H208V165L209 166L211 165L210 168H213L216 173H214V172L212 173V172H210V170L207 171L209 167L207 168L203 163H201V160H200V164L204 165L203 166L204 168L205 167L207 168V169L205 168L207 172H210V173H208L209 176H208V174H206V177H205L204 176L205 172H206V171L204 172L205 169L203 168L204 174L202 173V171L201 172L199 171L198 167H200L201 165L197 166L198 164L196 165V163H195L196 166H192L193 164L189 161L190 159L187 160V158H190ZM18 157H20V158L18 159ZM85 157H87V158H85ZM216 157H217V159H216ZM222 157L226 158L227 162H226V160L224 158L221 159ZM242 157H245V158L243 159ZM148 158H152V159H150L151 161L149 160V162H147ZM229 158L231 159V161L228 160ZM240 158H242L243 160H241ZM21 159H23V160H21ZM42 159H44L43 160L44 163H43ZM45 159L47 160V162H46ZM55 159H57V160H55ZM160 159H161V161H160ZM176 159H178L179 161L176 160ZM199 159H197L196 161L199 162ZM219 159H220V161H217ZM58 160H60L61 162L60 161H59L60 163L59 162H55V161H58ZM137 160H139V164H141L140 161L143 162L145 160L146 162L144 161V165L141 164L140 165L141 167H139V164H138ZM41 161H42V163H41ZM48 161H49V163H48ZM52 161L55 162V163H53V166L56 164L54 167H52ZM119 161H120V164H119ZM183 161H182V163H183ZM188 161H189V163H188ZM191 161H192V159H191ZM228 161H230V162H228ZM161 162H163V163H161ZM165 162H167L168 164L165 163ZM219 162L223 163L224 165H221ZM233 162H234V160H233ZM238 162H239V164H238ZM240 162H241V164H240ZM64 163L65 164L67 163L66 164L67 166ZM147 163H149L150 165L147 164ZM155 163H156V165H155ZM160 163H161V165L162 164L163 165L167 164L168 166L164 165V167H163V166L160 165ZM217 163L220 166H218ZM229 163H232V164L229 165ZM259 163L261 164V166H260ZM57 164H59L58 168H57ZM99 164L101 165L100 167H99ZM136 164H137L138 167L136 166ZM158 164H159V166H157ZM189 164H191V167H192L193 171L191 170V168L188 167ZM133 165H134V167H133ZM151 165H152V167H151ZM169 165L170 166L172 165V167H174L173 170H172V167H170L169 169L167 168V167H169ZM254 165L257 166L256 169H255ZM46 166L48 167V169H47ZM156 166L157 167L161 166L160 167L161 169L160 168H157V169L155 168L154 169L153 167H156ZM226 166H228L229 168L231 167V168L229 169ZM74 167H76L77 169L75 170ZM107 167H110V169H108ZM114 167H115V169L113 170ZM144 167H145V169H144ZM193 167H195V168H193ZM237 167H239V168H237ZM249 167L251 169L255 170V173H254V171L250 170ZM263 167H264V165H263ZM79 168H80V171H79ZM97 168L98 169L100 168L99 171H98ZM152 168L155 170L154 172L151 171ZM187 168H189L192 171L191 175H190V170H188ZM196 168L198 169L197 173H196V171H194V170H196ZM9 169H10V171H8ZM23 169H25V170H23ZM49 169H50L51 172L49 171ZM159 169L161 170V172H160ZM71 170H73V171H71ZM74 170L76 171V173H74L75 172ZM77 170H78V172H77ZM85 170L87 172L88 171L89 172L86 173ZM157 170H158V172H157ZM170 170H172V171H170ZM181 170H183V171H181ZM214 170H212V171H214ZM230 170H234L235 172L234 171H230ZM162 171H163V173H162ZM219 171L221 173H219ZM226 172H227V174H226ZM248 172H249V174H248ZM2 173H3V175H2ZM193 173H195L196 175L193 176ZM183 174H185V175H183ZM200 174H202V175H200ZM231 174H233V175H231ZM240 174H242V175H240ZM252 174H254L255 176L257 174L258 178H256L257 176L255 177ZM260 174H261V176H260ZM172 175H174V176H172ZM176 176H178V177H176ZM180 176H182V177H180ZM195 176H196V178H195ZM200 176H202V177H200ZM243 176H244V178H243ZM174 177L177 180L174 179ZM190 177H192L193 179L190 178ZM198 178L201 179V180H199ZM220 178H222V179H220ZM232 178L235 181H231V180H233ZM171 179H174V180L171 181ZM180 179H182V181ZM194 179L197 180V181H195ZM228 179H229V183H227L228 181H225V180H228ZM243 179H245V181ZM218 180H220V182H218ZM257 180H258V184L259 185L256 182ZM177 181H178V183H177ZM188 181L191 182V183H189ZM212 181H215V182H212ZM221 181H222V183H221ZM253 181L256 182V183L254 184ZM169 182H171V183H169ZM175 182H176V184H175ZM216 182H218V183H216ZM231 182H234V183H231ZM241 182H243L244 184L241 183ZM193 183L196 184V186ZM200 183H202V185ZM211 183L212 184L216 183L217 185L215 184V186H214V184H213V186H212L213 188H211L210 187L212 185ZM14 184H16V185H14ZM20 184H22V185H20ZM189 184L190 185L192 184V185L190 186ZM226 184H227V186H225ZM228 184H230V185H228ZM239 184H240V186H238ZM249 184H250V186H249ZM224 186H225V188H224ZM257 186L260 187V189ZM253 189H255V190H253ZM249 190H252V191L250 192ZM46 194H48V195H46ZM255 194H257V196ZM252 196H254L255 198L252 197ZM42 199H43L44 202L42 201ZM253 201H255V202H253ZM228 202H230V203H228ZM31 205H33V206H31ZM43 205H44V207H43ZM224 206H226V207H224ZM251 210L253 212H251ZM200 213H201V215H200ZM207 214H209V215H207ZM203 215H204V217H203ZM205 215L207 217H205ZM60 227H62V228H60ZM54 231L56 233H53ZM59 233H61V234H59ZM50 238H52L53 240L50 239ZM48 240H50V241L52 240V242H50ZM46 241H48L47 243L50 244V245L52 243L53 244L49 247V245L47 243H45ZM21 242H22V244H21ZM19 243L21 244V246H20ZM45 246H46V248H45ZM41 248H42V250H40ZM180 250H182V251H180ZM38 251H39V253H38ZM32 254H33V256H31ZM30 257H32V258L30 259ZM189 257H190V259H189ZM22 258H24V261H22L23 260ZM150 258H152V259H150ZM200 258H202V259H200ZM151 260H153V261H151ZM214 260H216V261H214Z\"/></svg>",
  "mask_w": 264,
  "mask_h": 264
},
{
  "label": "bare ground",
  "instance_id": "bare-ground-1",
  "mask_svg": "<svg viewBox=\"0 0 264 264\" xmlns=\"http://www.w3.org/2000/svg\"><path fill=\"white\" fill-rule=\"evenodd\" d=\"M176 0H0V52L1 51H6V50H11V49H20V51L22 50L23 51V49H25L24 47H26V49L27 48H29L28 50L30 51V49L31 48H35V47H39L40 48V45L41 46H43V44H47V43H49V42H47L46 43V41H48V40H53V41H57V36L55 37L54 36V34H56V31H58V32H62V36H64L63 38H62V36H61V34L59 33L58 34V36L60 35L61 36V38L59 39L60 41H57V43H61L62 44V40L61 39H63L64 40V42L67 40L68 42H67V44L69 43V45L70 44H73V43H77L76 45H78V47H79V45H80V50L81 49H84V47L85 48H87L88 47V49H89V51H90V49L92 48L94 51H93V53L95 54V58H96V60L98 59V53H99V56H101V55H103V54H101V52H105V53H108L109 52V54H112V53H116V55L118 54V56H119V53L121 52V51H124V50H126L125 52H124V55L125 54H127L128 53V51H129V53L130 54H127L128 56L129 55H131L129 58H130V61L131 60H133L131 57H133V51H134V49H135V51L136 50H140L141 52L139 53L140 54V56H139V58H141L142 56V51H143V54L144 55H147V57H149V56H151L150 57V59H153L154 58V60H156L155 59V57H157V56H159V55H162V57L163 56H165L168 52L170 53V51L172 50H170V48H171V46L170 47H168V45L172 42L174 45H175V47H178V48H181L183 51H184V53L186 54V57L187 56H192L193 54H196V56L198 57V59H199V56L201 55L202 57H205V58H209V59H216V62L215 63H217V64H215V63H212V61H209V63L208 62H204V64L205 63H208L207 65H202L203 64V61H202V58H200L199 60H197V61H199L198 62V65L200 66H197V65H195L196 63V61H194V63L193 64H190V63H188L189 64V66L190 65H192V67H193V69L195 70V72H199V73H201V72H204L203 74H209L210 73V75H212L211 73H213V71H214V67L216 66V67H218V65H219V63L221 62L222 63V61H219V62H217L218 60L217 59H219V58H224V57H229L230 55H233L234 54V56L236 55L235 53H238L239 54V52H240V56H238V55H236V57H238V58H240L241 56H245V59H243V57H241L239 60L240 61H242L243 60V62H241V63H238L237 62V64L236 63H234L235 64V69L236 70H238L237 68H239L237 65L239 64V66H240V64L243 66H241L242 68H245V66L246 65H249V68L250 69H253V71H257V70H260V71H264V56L263 55H260V56H262V57H259L257 54L258 53H261V54H263V50H264V46L262 45V44H258L259 45V48L262 46V50H261V52H258V51H256V50H258V48L254 45V43L252 44L253 46H255L257 49L255 50L254 49V51H252V52H254V54L255 53H257L256 55L257 56H255V57H251L252 55H250L251 53H249V54H247V56L246 55H244V51L243 50H239L238 49V47H243V46H237L238 44H239V42H240V40H242V41H244V43H245V41H249V39H250V41H252L251 40V36L253 35V33H251L250 34V32L249 31H247V30H249V28L251 27V20H249V19H246L247 17L244 15V17H245V22L246 23H249V24H246V26H243V25H245V23L244 24H242V29L243 30H245V31H243L242 29H240V31H243V32H239L241 35L240 36H238V38H236V39H233V38H235V37H233V36H235V35H239L236 31H237V29H235V34L233 33L234 32V29H232L233 30V32H232V30L230 29V31L232 32V41L230 40V37H227L228 36V34L230 33V31H229V33L227 34V33H225V31L224 30H226V29H224V28H222L223 27V25H225V24H229V22L228 23H225V19L222 21L220 18H219V16L217 15L216 17L214 16V15H216L215 14V12L218 14H220V16H222V13H227V11L228 10H226V9H228V6H226L227 5V3H225L226 1H229V0H226L225 2H224V0L221 2V0L219 1V0H199V1H197L198 3H199V5H198V7L196 6H194V5H196L197 3H196V1H195V4H193V6H194V8H197V10L195 11L194 9H193V6H192V8L191 7H189V8H191V9H193V10H191V9H189V10H191V11H193V14H192V12L190 13L189 12V14H182V17L183 18H186V17H188V16H186V17H184V15H193L192 17L190 16V18H191V20H190V23L189 22H187L188 20H189V18L187 19V21H186V23H188L189 25L187 26V24H185V23H182V21H181V25L180 26H178V27H174V23H177V24H179V22L177 21V20H181L182 19V17H179L180 16V14H181V12H179L178 11V7H183V8H185L184 6H180L181 5V0L180 1H176L178 4H177V10H176V5L174 4V2H175ZM182 1H184V0H182ZM191 1V0H190ZM193 1V0H192ZM241 1H243V0H241ZM241 1H239V2H241ZM252 2L253 1H255L258 5L257 6H259L260 5V7H262V8H264V0H251ZM179 2H180V5H179ZM185 2V1H184ZM239 2H238V0H232V2H229L230 4H231V6H232V8L233 9H237L238 10V4H239ZM244 2V1H243ZM247 3L249 4V3H251L250 2V0H249V2H247V0H246V5H247ZM230 4H228L229 6H230ZM243 4V3H242ZM175 5V6H174ZM187 5H190L191 6V2H190V4L188 3V1H187ZM225 5V6H224ZM245 5V6H246ZM250 5V4H249ZM256 5V4H255ZM257 6H256V8H257ZM170 7V8H169ZM241 7V6H240ZM248 7V6H247ZM246 7V8H247ZM226 8V9H225ZM171 9V10H170ZM175 9V10H174ZM182 9V8H181ZM186 9H187V6H186ZM240 9H242V8H239V10ZM261 9V8H260ZM259 9V10H260ZM173 10L175 11L174 13H176V11H178V13H180L179 15L177 14H174L173 13ZM236 10V12H238ZM258 10V9H257ZM181 11V10H180ZM183 11H185L186 12V10H183ZM182 11V12H183ZM208 11H214L213 13L214 14H212V12H211V15H213L214 17H215V19H216V21L214 22V20H213V16H211V19H209V18H207V15H208V13H210V12H208ZM224 11H226V12H224ZM232 11V10H231ZM242 11V10H241ZM247 11V10H246ZM194 12H195V14H194ZM234 12V11H233ZM245 11H242L241 13H244ZM258 13H257V15H258V17H260L261 15H263V14H261V15H259V11H257ZM169 13V14H168ZM247 13V12H246ZM262 13V12H261ZM233 14H235V16H230V18H232L236 23H238L239 24V22H241V20H242V22H243V19H239V21H237L238 20V18L240 17V18H242L241 16H239L240 14L238 13V16L236 15L237 13H233ZM210 15V14H209ZM224 15V14H223ZM227 15V14H226ZM226 15H224L225 16V18H226ZM223 16V17H224ZM228 16V15H227ZM237 16V17H236ZM209 17V16H208ZM262 17V16H261ZM260 17V18H261ZM179 18V19H178ZM181 18V19H180ZM228 18V17H227ZM226 18V19H227ZM229 18V19H230ZM263 18H264V16H263ZM263 18H261L262 20H263ZM207 19H209V21L210 22H208V20ZM223 19V18H222ZM185 20V19H184ZM212 20H213V22H212ZM232 20V21H233ZM249 20V21H248ZM177 21V22H176ZM221 21H222V23H221ZM228 21H231V20H228ZM264 21V20H263ZM225 24H224V23ZM241 22V23H242ZM260 22V21H259ZM236 23H233V25H235ZM240 23V24H241ZM176 24V25H177ZM222 24V25H221ZM230 24H232L231 22H230ZM229 24V25H230ZM240 24L238 25L239 26V28H240ZM262 24H264V23H262ZM233 25H232V27L231 28H235V27H233ZM250 27H249V26ZM253 25V24H252ZM222 26V27H221ZM226 27H230V26H228V25H226L225 26V28ZM245 27V28H244ZM246 27H248V29L246 28ZM224 29V30H222V29ZM213 29H220V30H222V31H213ZM51 30V31H50ZM203 30H206V33L207 32H210L209 33V37L208 38H210V39H206L205 37V39L204 38H202L201 37V32L203 31ZM207 30H212V31H207ZM228 30V29H227ZM239 30V29H238ZM250 30H251V28H250ZM261 30V29H260ZM263 30V29H262ZM55 31V32H54ZM251 31H254V28L251 30ZM256 31V32H255ZM254 32H255V35H254V37L257 39V36L258 35H260V37L262 36V34H258V30H255ZM219 32H224V33H219ZM54 33V34H53ZM156 33L158 34H160V33H162L163 35H159L158 37H155L156 36ZM187 33H189V36L190 37H188V36H186L187 35ZM190 33H194V34H196L195 36H191L190 35ZM224 34L225 36H223V37H227L228 39H226L225 38V40H224V38L222 39L221 38V36L219 37V34ZM257 33V34H256ZM260 33V32H259ZM43 34H45V35H47V36H45V35H43ZM208 34V33H207ZM231 34V33H230ZM229 34V35H230ZM42 36L43 35V37L45 36V38L43 39V41H40V39H39V37L38 36ZM155 35V36H154ZM206 35V34H205ZM227 35V36H226ZM87 36H89L88 37V39H87ZM217 36V37H216ZM65 37H67L66 38V40H65ZM139 37H141L142 38V40H140V39H137V40H135L136 38H139ZM143 37H144V39H146V41L145 40H143ZM201 37V38H200ZM206 37H207V35H206ZM240 37V38H239ZM247 37H248V40H244V39H247ZM250 37V38H249ZM253 37V38H254ZM259 37V36H258ZM263 37L264 36H262V40H260L261 42H263L264 41V39H263ZM38 38V39H37ZM41 38V37H40ZM51 38V39H50ZM84 38H86V39H84ZM252 38V39H253ZM42 39V38H41ZM169 39V42L167 41ZM259 39L260 38H258L257 39V41L255 40V39H253V40H255L256 41V43L255 44H257V42L259 41ZM140 40V41H139ZM236 41L238 44H236L235 45V42L234 41ZM53 41H51V42H53ZM135 41H137V42H141V41H144L146 44L148 43L149 44V46H147V48L148 49H150L151 48V46H153L152 47V50L150 49L149 51H145L146 50V48H144V47H146L145 45V43L143 42L142 43V46H144V47H141L142 49H139L140 47H138L139 46V44L140 43H138V45H136L135 43ZM167 41V42H166ZM229 41V42H228ZM239 41V42H238ZM241 41V43H243ZM249 41V42H250ZM252 42H254V41H252ZM167 43H168V45H167ZM243 43V44H244ZM250 44H251V42H250ZM60 45V44H59ZM75 45V46H76ZM141 45V44H140ZM171 45V44H170ZM246 45V44H245ZM261 45V46H260ZM58 46V45H57ZM65 46V45H64ZM71 46V45H70ZM72 46H74V44L72 45ZM68 47V46H67ZM83 47V48H82ZM150 47V48H149ZM174 46L172 47L173 49L175 48ZM255 47H253V48H255ZM23 48V49H22ZM48 48V47H47ZM69 48V50H72L73 49V51H74V49L76 48H71V47H68ZM67 48V49H68ZM178 48L176 49V50H178ZM249 47H248V43H247V48H245V47H243V49H247V51L248 50H250L249 52H251V50H252V47H250L251 49H248ZM36 49V48H35ZM42 49H43V47H42ZM143 49H145V50H143ZM33 50V49H32ZM170 50V51H169ZM260 50V49H259ZM26 51V50H25ZM24 51V52H25ZM84 51L86 52L87 50H85L84 49ZM131 51V52H130ZM145 51V52H144ZM166 52V53H164V52ZM168 51V52H167ZM174 51V50H173ZM179 51V50H178ZM177 51V52H178ZM181 51V50H180ZM241 51H243V55H242V53H241ZM13 52V51H12ZM75 52V51H74ZM82 52V50L81 51H79V53H81ZM111 52V53H110ZM20 53H22V52H20ZM97 53V54H96ZM123 53V52H122ZM132 53V54H131ZM135 53V52H134ZM161 53H163V54H165V55H163V54H161ZM167 54V57H169L170 58V54ZM179 53V52H178ZM184 53H182V56H183V54ZM245 53H247L246 51H245ZM1 54V53H0ZM5 54V53H4ZM24 54V53H23ZM74 54V53H73ZM82 54V53H81ZM80 54V55H81ZM94 54H92L93 55V59H95L94 58ZM139 54H134V56L136 57V56H138ZM171 54L173 55L174 53L173 52H171ZM177 54V53H176ZM180 54H181V52H180ZM185 54H184V56H185ZM22 55V54H21ZM78 55V54H77ZM83 55V54H82ZM115 55V54H114ZM115 55V56H116ZM123 55V54H122ZM123 55V56H124ZM127 55H125L126 57H127ZM178 55V54H177ZM176 55V56H177ZM248 55H250V56H248ZM1 56V55H0ZM27 56V55H26ZM65 56V55H64ZM118 56H116L115 58L116 59H118V60H120L119 58H118ZM121 56V55H120ZM119 56V57H120ZM123 57L124 59H126V57ZM183 56V57H184ZM190 56V57H191ZM195 56V57H196ZM72 57H73V55H72ZM76 57V56H75ZM74 57V58H75ZM81 57V56H80ZM160 57V59H161V56H159ZM166 57V58H167ZM179 57H181V56H179L178 55V59H179ZM182 57V61H183V58ZM196 57V58H197ZM91 58V59H92ZM101 58V57H100ZM114 58V59H115ZM139 58H135V60H137L138 59V61H140V59ZM143 58H146V57H142V61H143ZM192 58V57H191ZM195 58V59H196ZM205 58H203L205 61L207 60V59H205ZM81 59V58H80ZM79 59V60H80ZM86 59V58H85ZM84 59V60H85ZM106 59V58H105ZM104 58H103V60H105ZM108 59V58H107ZM149 59V58H148ZM147 58L144 60V61H146V60H148ZM165 59V58H164ZM181 59V58H180ZM179 59V60H180ZM193 59V58H192ZM194 59V60H195ZM242 59V60H241ZM69 60H70V58H69ZM68 60V61H69ZM75 60V59H74ZM74 60H70V63L71 62H73ZM76 60H77V58H76ZM75 60V61H76ZM83 60V62H84V64H86L87 66L86 67H93L94 66V69H95V71H96V68H95V64L96 63H94V62H90L89 63V61H88V63H85V61ZM87 60L88 59H86V62H87ZM99 60V59H98ZM102 60V59H101ZM109 60V59H108ZM127 60H128V57H127ZM185 60V59H184ZM67 61V63H69ZM78 61V60H77ZM76 61V62H77ZM82 61V60H81ZM137 61V62H138ZM152 61V60H151ZM186 61V64H187V62H189V61H187V60H185ZM190 61H191V59H190ZM202 61V62H201ZM208 61V60H207ZM239 61V62H240ZM1 62V61H0ZM79 63H82V62H80V61H78ZM78 62H77V64H78ZM99 62H100V60H99ZM103 62V61H102ZM106 61H104V64H106L105 63ZM109 62V61H108ZM118 62V61H117ZM133 62H135V61H133ZM132 62V63H133ZM136 62V63H137ZM141 62V61H140ZM148 62V61H147ZM192 62H193V60H192ZM226 62V61H225ZM2 63V62H1ZM11 63V62H10ZM65 63V62H64ZM70 63H69V65H70ZM74 63V62H73ZM110 63V62H109ZM135 63V64H136ZM157 63V62H156ZM160 63V62H159ZM185 63V62H184ZM184 63H182L183 64V68H185V64ZM13 64V63H12ZM83 64V65H84ZM100 64H101V62H100ZM108 64V63H107ZM158 64V63H157ZM156 64V65H157ZM173 64V63H172ZM179 64V63H178ZM215 64V65H214ZM233 64V65H234ZM80 65V64H79ZM78 65V66H79ZM98 66H99V64H97ZM96 65V66H97ZM101 65H103V63L101 64ZM132 65V64H131ZM162 64H160V66H161ZM177 65V64H176ZM194 65V66H193ZM14 66V65H13ZM12 66V67H13ZM70 66H75V64H72V65H70ZM130 66V65H129ZM179 66V65H178ZM189 66H187L186 65V67H188V69H189ZM195 66H197V68L195 69ZM202 66V67H201ZM236 66H237V68H236ZM8 67V66H7ZM16 67H17V65H16ZM115 67V66H114ZM192 67H190V72L193 70L192 69ZM11 68V67H10ZM14 68V67H13ZM29 68V67H28ZM78 67H76L75 69L76 70H78L77 69ZM81 68V67H80ZM99 68V67H98ZM230 62L229 61H227V63H225V64H222V65H219V67H218V70H219V73H221V74H223V76H215L216 78H212V77H214V76H212V77H210L211 79H207L206 77H207V75L204 77V76H200L201 78H206L204 81H202V80H200V79H198V77H197V79H198V81H197V79H194V81L195 82H192V81H190V82H192V84L190 85V84H187L188 82L186 81V76H184L185 77V79H184V77L183 76H180L179 77V75L177 76V77H179V79H178V82L179 81H182L183 79L185 80L184 82L182 81V83H175V80L177 79V77H175L176 79L174 80V82H172V78H173V75L175 76V73L173 74L172 73V77H171V75H170V78H171V82H172V84H177V85H179V89H181V91H183L182 89H187V90H185V96H186V94H190L191 92H189L188 91V89H191V87H192V89L193 88H195L196 87V89L198 90V87L200 86V89H202L201 88V86L202 85H204V86H206V89L207 88H212V87H215V86H218V91H220V88H219V85H221V84H223L222 85V87L224 86H226V88L224 89L223 88V90L221 89V91H223V93H227V95H228V99L229 98H231V96H229V95H233V89H232V82L230 83V82H228L224 77V74L227 76V73L228 72H231L230 71ZM242 68H239V69H242ZM8 69H9V67H8ZM16 69V68H15ZM22 69V68H21ZM27 69V68H26ZM25 69V70H26ZM32 69V68H31ZM68 70L70 69V68H67ZM93 69V68H92ZM92 69H91V71H92ZM101 69V68H100ZM192 69V70H191ZM1 70H3V69H1ZM14 70V69H13ZM13 70H11V72H7L8 73V75L9 74H11V73H13V74H15L14 73V71ZM20 70V69H19ZM18 70V71H19ZM72 70V69H71ZM75 70V71H76ZM89 70V69H88ZM88 70H80L81 71V73H82V71L84 72V71H87V72H89ZM126 70V69H125ZM134 70V69H133ZM186 70V69H185ZM184 70V71H185ZM194 70L192 71V72H194ZM201 70H204V71H201ZM211 70H213L212 72H210ZM246 70H247V67H246ZM245 70V71H246ZM16 71V70H15ZM22 73L21 74H17V75H14V76H7V78L5 79V80H2V82L0 83V106H3V107H0V112H1V110H2V112L1 113H4L3 111H5V110H9L10 111V109L9 108H7L6 107V105L7 106H9V104H12L13 102H11V100L13 101V99L14 98H16V97H18L19 95H20V90H18V88L20 87V86H22V85H26V84H34V85H36V86H38V88H39V90H40V88L42 87V91H39L38 93H36V89H34L35 91H32V93L34 94V100L35 99H37V101H38V104H40L41 103V101L40 100H44L45 99V94L46 93H49L50 91H52V88H53V82L52 83H50V85L49 84H47L46 86H44V83H43V81H40L39 79L37 80V76L39 75L38 73V75H35L36 73H35V71L33 72L34 73V75L35 76H32L31 74L30 75H22L23 74V72L24 71H22V70H20ZM27 71V70H26ZM113 71V70H112ZM126 71H128V70H126ZM167 71V70H166ZM215 71H217V70H215ZM214 71V72H215ZM244 70H242V72H243ZM244 71V74H246V73H249V71L248 72H245ZM252 71V70H251ZM30 72V71H29ZM49 72V71H48ZM77 72V71H76ZM78 72H79V70H78ZM104 72H105V70H104ZM110 72V71H109ZM125 72V71H124ZM145 71H143V73H144ZM154 72V71H153ZM152 72V73H153ZM165 72V71H164ZM186 72H189L188 70H186ZM189 72V73H190ZM192 72H191V74H192ZM240 72V71H239ZM242 72H240V73H242ZM6 73V72H5ZM32 73V74H33ZM51 73V72H50ZM80 73V72H79ZM142 73V72H141ZM149 74H150V72H148ZM157 74H158V72H156ZM159 73H162V72H159ZM199 73H197V74H199ZM218 73V72H217ZM239 73V74H240ZM12 74V75H13ZM24 74H25V72H24ZM69 74V73H68ZM140 73H138V75H139ZM145 74V73H144ZM147 74V73H146ZM145 74V76L147 77H149V75H146ZM164 74V73H163ZM160 74L161 75V78H163V76H166V80H169V79H167L168 77H167V75L166 74ZM170 74V73H169ZM178 74V73H177ZM202 74V75H203ZM243 74V75H244ZM60 75V74H59ZM59 75H58V77H59ZM114 75V74H113ZM141 75V74H140ZM159 75V74H158ZM193 75V74H192ZM194 75H196V73H194ZM200 75V74H199ZM218 75V74H217ZM228 75H229V73H228ZM234 75H236V74H234ZM51 76V75H50ZM67 76V75H66ZM69 76V75H68ZM123 76V75H122ZM144 76V75H143ZM153 76H156L155 75V73H154V75ZM198 76V75H197ZM238 76V75H237ZM52 77V76H51ZM65 77V76H64ZM113 77V76H112ZM111 77V78H112ZM145 77V78H146ZM148 77H147V79H148ZM150 77H152V75L150 76ZM157 77V76H156ZM181 77H183L182 78V80L180 79ZM194 77V76H193ZM232 77V76H231ZM56 78H57V75H56ZM63 78V77H62ZM116 78H117V76H116ZM124 78H126V77H124ZM123 78V80L125 81V79ZM135 78H138L137 76L135 77ZM143 80H145L144 79V77H142V75H141V77H140V79L138 78V80H141V81H139L138 82V80H137V84L136 85H138V83H140L139 85L141 86V82L143 81ZM153 78H155V77H153ZM157 78H160V77H157ZM157 78H155L156 80H157ZM208 78H209V76H208ZM229 77H227V79H228ZM237 78V77H236ZM44 79V78H43ZM48 79H50V77L48 78ZM67 79V78H66ZM119 78H117L116 79V81L118 80ZM120 79H121V77H120ZM134 79V78H133ZM165 79V78H164ZM188 79V78H187ZM42 80V79H41ZM51 80V79H50ZM56 79H54L53 81H55ZM59 80V79H58ZM113 80V79H112ZM111 80V81H112ZM130 82L132 83V79L130 78ZM149 80H150V78H149ZM152 80V79H151ZM150 80V81H151ZM162 80V81H161ZM160 81H161V85H163L164 83H163V79H161ZM61 81V80H60ZM64 81V80H63ZM116 81H115V83H116ZM120 81V80H119ZM126 81H128L127 83H129V78L128 79H126ZM148 81V80H147ZM149 81V82H150ZM158 81V80H157ZM170 81V80H169ZM169 81H165L164 80V82H166V83H168ZM202 81V82H201ZM232 81V80H231ZM235 81V80H234ZM233 81V82H234ZM249 81V80H248ZM247 81V83L246 84H244L245 83V81L244 82H242V84H239L240 83V81H239V85L237 84V80L235 81L236 82V84H235V82H234V85H236V87L237 88H235L234 87V90L236 89V92L238 93V92H241L242 94L244 93V95H246L247 94V92H249V91H251L252 92V94L253 93H264V82H262V80H260L261 82H259L258 80V83H257V81L256 82H254V80H253V82L250 80V83ZM42 82V83H41ZM56 82V81H55ZM104 82H106V81H104ZM133 82L135 83V81L133 80ZM145 82V81H144ZM143 82V83H144ZM148 82V84H149V87H151V88H154L153 87V85H154V82H156L155 80H154V82H152V85H150V83ZM187 82V83H186ZM69 83V82H68ZM73 83H75V82H73ZM114 83V82H113ZM118 83V82H117ZM116 83V84H117ZM126 83V84H127ZM158 83H159V81H158ZM163 83V84H162ZM170 83V82H169ZM41 84V85H40ZM57 84H60V83H57ZM67 84V83H66ZM77 84V83H76ZM119 84V83H118ZM120 84H121V81H120ZM159 84V85H160ZM224 84H227V85H224ZM39 85H40V87H39ZM54 85H56V84H54ZM63 86H64V83L62 84ZM67 85H71V83L70 84H67ZM78 85V84H77ZM101 85H102V83H101ZM106 85V84H105ZM110 85V84H109ZM111 85L112 86H114L115 84H112L111 83ZM110 85V86H111ZM130 85V84H129ZM128 84H127V86H129ZM135 85V86H136ZM138 85V86H139ZM144 85V84H143ZM142 85V86H143ZM158 85V84H157ZM158 85V86H159ZM166 85H168L167 87H170V89H171V87H172V85L171 86H169V84H166ZM230 85H232L231 86V88L229 87ZM33 86V85H32ZM73 86H75L74 84H73ZM85 86V85H84ZM123 86H126L125 85V83H124V85ZM126 86V87H127ZM139 86V87H140ZM141 86V87H142ZM148 86V85H147ZM147 86H145V87H147ZM155 86V90L157 91V88H156V85H154ZM209 86V87H208ZM227 86H228V88L229 89H232V90H230L229 91V89L227 88ZM26 87V86H25ZM77 87V86H76ZM90 87V86H89ZM88 87V88H89ZM106 87V86H105ZM115 87V86H114ZM114 87H112V89L114 88ZM116 87H118L119 88V86H117L116 85ZM116 87H115V89H114V91H116ZM122 87V86H121ZM141 87H140V90H142L141 89ZM149 87L147 88L148 90H149ZM165 87V85L164 86H162L161 88L163 89ZM28 88H30V87H28ZM35 88V87H34ZM108 89H110V87H107ZM106 88V89H107ZM131 90V88L130 87H127V88H125L124 90H128V93H130L131 91H133V90H135V89H137L138 90V87L136 86L135 87V89L133 88L131 91H129V89ZM150 88V93H151V91H153V89H151ZM161 88H158V89H161ZM166 88V87H165ZM21 89V88H20ZM100 90H102V88H99ZM105 89V88H104ZM106 89H105V91H106ZM120 89V88H119ZM147 89H144V90H147ZM167 89V88H166ZM196 89H194L195 90V92L197 91ZM213 89V88H212ZM64 90H66L65 88H64ZM64 90H62V91H64ZM69 90V89H68ZM68 90H67V92H68ZM70 90H73V89H71L70 88ZM118 90V89H117ZM124 90L122 91V89H121V95L123 94L122 92H124ZM154 90V91H155ZM177 90V89H176ZM202 90H204L205 91V87H204V89H202ZM201 90V91H202ZM211 90V89H210ZM24 91H26L25 89H24ZM78 90H76L75 91V93L77 92ZM96 91V90H95ZM98 89H97V92L96 93H98ZM110 91V90H109ZM113 91V90H112ZM112 91H111V93H112ZM113 91V92H114ZM152 92V93H154V94H152L151 96H150V93H148L147 95L148 96H150L149 98H148V96L146 97V96H144V98H145V100H146V98H148L146 101L147 102H149V101H151L152 100V104L149 102V106L147 105L145 108H147V109H145V108H143V111L145 110H147L146 111V113L145 112H143V113H145L144 115H142V117L143 116H147V117H144V118H138L137 116H138V114H139V116H140V112H142L141 110H142V108L140 109V107H142L144 104L146 105V103L147 102H144L143 103V105H142V103H140L141 104V106L139 107V113H137V115H136V117L138 118V120H139V122H140V124H142V123H144L146 120H144V119H147V120H150V121H160V120H163L164 121V119H166L167 120V118L171 115V113L173 114V113H175L176 111H174L175 110V108H173L172 109V107L170 108V109H168L169 108V103L170 102H172V100H174V98H176L175 99V101L177 100V97H179V99H180V96H181V94H180V96L178 95L177 97H175L174 95H173V97L174 98H170L169 97V95L171 96V92H168L167 93V91L166 92H163L162 93V91H158V92H160L159 94H157V92ZM170 91H173V90H170ZM187 91L189 92V93H187ZM203 91V92H204ZM65 92V91H64ZM66 92V93H67ZM74 92V91H73ZM125 92H127V91H125ZM124 92V93H125ZM138 92H140V91H138ZM143 92V91H142ZM145 92H147V91H145ZM174 92H175V89H174ZM195 92H193L192 94H194L195 95ZM202 92V93H203ZM208 92H210V91H205V94L206 93H208ZM235 91H234V93H236ZM245 92H246V94H245ZM31 93V92H30ZM53 93V91L51 92V94ZM57 92H55L54 94L55 95H58L59 96V94L57 93ZM60 93V92H59ZM80 93H81V91H80ZM91 93V92H90ZM89 92H88V94H90ZM99 93H105L104 92V90H103V92H99ZM108 93V92H107ZM107 93H105V94H107ZM110 93V92H109ZM109 93L107 94V95H109ZM110 93V94H111ZM115 94H116V92H114ZM133 93V92H132ZM132 93H130V94H127V95H129V96H133L132 95ZM134 93H135V91H134ZM170 93V94H169ZM196 93H199V91H197ZM237 93H236V95H237ZM63 92H61V96L62 97H64L63 95H65L66 96V94L64 93L63 95ZM72 94V93H71ZM74 94V93H73ZM81 94H83V92L81 93ZM85 95H86V93H84ZM82 95V97L83 96H85V95ZM104 94V95H105ZM114 94V95H115ZM138 94V93H137ZM142 94V93H141ZM141 94H138V95H141ZM143 94L145 95L146 93H144L143 92ZM142 94V95H143ZM174 94V93H173ZM177 93H175V95H176ZM178 94H179V91H178ZM191 94V95H192ZM204 94V93H203ZM240 94V93H239ZM241 94V95H242ZM68 95V94H67ZM91 95V94H90ZM95 95V94H94ZM99 97L102 95H99V94H97ZM107 95H105V96H107ZM117 95V94H116ZM115 95V96H116ZM120 95V96H121ZM125 94H123V96H124ZM126 95V96H127ZM193 95V96H194ZM201 95V94H200ZM241 95H239V96H236V97H243V96H241ZM254 95V94H253ZM260 95H262V94H260ZM76 96H77V94H76ZM93 96V95H92ZM103 96V95H102ZM101 96V97H102ZM105 96H103L104 98H105ZM182 96H183V94H182ZM187 96H189V95H187ZM196 96L197 97H199V95L197 94V95H195V98H196ZM216 96V95H215ZM225 96V95H224ZM235 96V95H234ZM234 96H232V98L234 97ZM247 96H250L251 97V94H247L246 95V97ZM257 96V95H256ZM259 96V95H258ZM52 96H50L49 97V95L47 96V100H49V98H51ZM54 97H56V96H54ZM70 97V101H71V97H73V96H69ZM118 97H119V95H118ZM118 97H116L115 98V101L116 102H113V104L114 103H117V98ZM125 97V96H124ZM123 97V99H125ZM136 97V96H135ZM172 97V96H171ZM190 97V96H189ZM222 97H223V95H222ZM219 98V99H223V98H226V97H223V98ZM252 97H254V96H252ZM263 97V96H262ZM261 96H260V98H262ZM19 98L20 97H18L17 98V100H19ZM21 98H22V96H21ZM20 98V99H21ZM59 98V97H58ZM68 98V97H67ZM80 98H81V95H80ZM87 98H89V97H87ZM98 98V97H97ZM107 98V97H106ZM126 98H128V100H130L131 98H134V96L133 97H126ZM130 98V99H129ZM143 98V97H142ZM142 98H139V96H138V100L139 99H141L142 100ZM223 99L224 100V102H226L225 100H227V102H229L228 104H230L231 102L228 100V99ZM243 98H245V96L243 97ZM242 98V99H243ZM249 98V97H248ZM32 99V98H31ZM52 99V98H51ZM64 99H65V97H64ZM83 100L84 99H86V97L84 98H82ZM82 99H79V100H82ZM110 99V98H109ZM117 99V100H116ZM121 99L122 98H120V100L119 101H121ZM136 99H137V97H136ZM136 99L134 98V99H132V100H135V102H132V100H131V104H132V106L134 105V103H135V105H137V103L136 102H138V101H136ZM170 99H172L171 101H170ZM178 99V100H179ZM185 98H183L182 97V101L184 100ZM187 99V98H186ZM204 99V98H203ZM215 99H217V97H215ZM246 99V98H245ZM244 99V100H245ZM7 100H10V102L8 101L7 102ZM23 100H24V98H23ZM61 100V99H60ZM59 100V101H60ZM66 100V99H65ZM65 100H64V102H65ZM82 100V101H83ZM87 100V99H86ZM85 100V101H86ZM98 100H99V98H98ZM127 100V99H126ZM126 100H125V103H126ZM127 100V101H128ZM140 100V101H141ZM177 100V101H178ZM194 100H196V99H194ZM201 100V99H200ZM233 100L234 99H231V101L233 102ZM249 99H247V101H248ZM252 100V99H251ZM261 101H263L262 99H260ZM16 101V100H15ZM14 101V102H15ZM32 101V100H31ZM45 101V100H44ZM44 101H42V103L44 102ZM52 100H50V101H47V102H49V104H50V102H51ZM55 101V100H54ZM62 101V100H61ZM60 101V102H61ZM67 101H69V98H68V100ZM69 101V102H70ZM100 101V100H99ZM119 101H118V103H119ZM139 101V102H140ZM180 101V100H179ZM214 101V100H213ZM213 101H212V103H213ZM239 101H240V99H239ZM239 101H237L236 100V102H239ZM5 102V103H4ZM7 102V103H6ZM21 103H22V100L20 101ZM27 102V101H26ZM32 102H35V101H32ZM31 102V103H32ZM46 102V103H47ZM57 102V101H56ZM63 102V103H64ZM72 102V101H71ZM76 102V101H75ZM79 102V101H78ZM77 102V103H78ZM87 102H89V101H87ZM92 102V101H91ZM143 102V101H142ZM188 104L190 103V102H188V101H186ZM186 102L184 103V104H186ZM197 102V101H196ZM219 102H222V103H224L222 100H220ZM226 102V103H227ZM246 102V101H245ZM264 102V101H263ZM17 103H18V101H17ZM23 103L25 104V101H23ZM46 103L45 104H42V105H46ZM53 103H55V102H53ZM82 103H86V102H82ZM117 103V104H118ZM124 103V104H125ZM174 103V102H173ZM204 103V102H203ZM207 103V102H206ZM215 103H217V101L215 102ZM222 103H221V105H222ZM234 103H235V101H234ZM234 103H231V104H233V106H234ZM261 103V102H260ZM4 104H6L5 105V107L6 108H4ZM16 104V103H15ZM37 104V103H36ZM57 104V103H56ZM65 104H67L66 102L64 103V105ZM70 104V103H69ZM72 104V103H71ZM75 104V103H74ZM91 104V103H90ZM103 104V103H102ZM105 104H107L106 102H105ZM116 104V105H117ZM127 104V103H126ZM172 104V103H171ZM176 104V103H175ZM188 104L187 105H185V106H188ZM219 104V103H218ZM230 104V105H231ZM249 104V103H248ZM247 104V105H248ZM262 104V103H261ZM18 105V104H17ZM21 105V104H20ZM19 105V106H20ZM26 106H27V104H25ZM29 105V104H28ZM55 105V104H54ZM60 105V104H59ZM73 105V104H72ZM72 105H70V106H72ZM77 105H79V104H77ZM76 105V106H77ZM92 105V104H91ZM121 105V103H119V106ZM122 105H123V103H122ZM139 105V104H138ZM177 105H178V103L176 104V109H177V114H175V115H180V113L178 114V112L180 111V108L182 107V106H180V108H178L177 107ZM180 105H182V104H180ZM237 104H235V109L237 110V107H238V105L236 106ZM244 105V104H243ZM24 106V105H23ZM23 106H21V109H20V107H19V109H20V111H18L19 109H17V108H15V110L17 109V111L18 112H20L21 113V111H22V107ZM26 106H25V108H26ZM29 106H32V104L31 105H29ZM34 106L35 105H33V108H34ZM41 106V105H40ZM39 105H38V108L40 107ZM63 106V105H62ZM88 106V105H87ZM96 106V105H95ZM102 106V105H101ZM115 106V105H114ZM128 106V105H127ZM126 106V107H127ZM172 106V105H171ZM179 106V105H178ZM191 106L193 107L194 105H193V103L191 104ZM219 106V105H218ZM217 106V107H218ZM228 107H229V105H227ZM226 105H225V108L227 107ZM233 106H232V108H233ZM239 106H241V105H239ZM253 106V105H252ZM263 106V105H262ZM11 107V106H10ZM57 107H58V105H57ZM63 107H65V106H63ZM62 107V108H63ZM69 107V106H68ZM68 107L66 108L65 107V111L66 112H68L69 110H66V109H68ZM97 107V106H96ZM116 108H117V106H115ZM130 106H128L127 107V110H128V108H129ZM138 107V106H137ZM173 107H175V105H173ZM184 107V106H183ZM182 107V108H183ZM192 107H190V104H189V106H188V108L187 107H185V108H181L182 109V111H180V112H184L186 115H185V117H187V114H188V112H187V109H188V111L189 112H194L193 110H194V107H193V109H192V111H191V108ZM211 107H212V105H211ZM227 107V108H228ZM244 107V106H243ZM247 107V106H246ZM12 108V110H13V106L11 107ZM24 108V110L26 111V109ZM29 108V107H28ZM32 107H30L29 109H31ZM32 108V109H33ZM36 108H37V106H36ZM37 108V110H39ZM42 108H43V106H42ZM45 108H46V106H45ZM48 108V107H47ZM46 108V109H47ZM56 108V107H55ZM71 107H69V109H70ZM76 109L77 108H79V107H75ZM81 108V107H80ZM85 108V107H84ZM114 108V107H113ZM124 108V107H123ZM135 107H133V111L135 110L134 109ZM187 108V109H186ZM213 108V107H212ZM212 108H209V110L211 109L212 110ZM218 108H221V107H218ZM223 108V107H222ZM239 108V107H238ZM250 108V107H249ZM5 109V110H4ZM49 109V108H48ZM53 109H54V107H53ZM58 109V108H57ZM96 108H94L93 110H95ZM105 109H107V106H106V108H104V109H100V110H102V111H104V113H108L107 114V116L108 115H110V113H112L111 111L113 110L110 106H109V110H111L110 112L108 111V112H105L106 110ZM107 109V110H108ZM130 109V108H129ZM136 109H138V108H136ZM173 110L171 113H170V111L169 110ZM197 109L198 108H195V116H197L198 115V113L199 114H201V113H203V111L202 112H199V110H198V112H196L197 111ZM234 109V110H235ZM248 109V108H247ZM247 109H244V111H245V113L246 114H243V116L244 115H246L247 117L249 116V115H251V113L249 112L248 114H247ZM253 109V108H252ZM14 110V111H15ZM35 110V109H34ZM41 110V109H40ZM60 110V109H59ZM58 110V111H59ZM96 110H98V108L96 109ZM114 110H115V108H114ZM124 109H122L121 111H123ZM126 110V109H125ZM124 110V111H125ZM185 110H186V112H185ZM205 110H207V111H209L208 109H206L205 108ZM214 110V109H213ZM215 110L217 111V109H216V107H215ZM215 110L213 111V112H215ZM222 110V112L223 111H226V110H223V109H221ZM228 110H230L229 108H228ZM236 110H235V114H236ZM251 110V109H250ZM33 110H30V113L32 112ZM43 111V110H42ZM48 111V110H47ZM50 111V110H49ZM49 111H48V113H49ZM55 111V110H54ZM61 111V110H60ZM72 111V110H71ZM78 111V110H77ZM123 111V112H124ZM131 110H129L128 111V113L126 112V113H124V114H127V115H129L130 113L132 114V112H130ZM135 111H137V110H135ZM169 111V112H168ZM200 111H201V109H200ZM233 111V110H232ZM241 111V112H240ZM239 112H240V114L242 113V111L243 110H240ZM243 111V112H244ZM256 111V110H255ZM23 112V111H22ZM28 112V111H27ZM65 112V114H68V113H66ZM85 112V111H84ZM84 112H83V114H84ZM91 112V111H90ZM89 112V113H90ZM99 112V111H98ZM122 112V113H123ZM213 112H210V114L211 115H213L214 117H217V115L218 114H216V113H219L218 111L215 113L216 114V116L213 114ZM221 112V111H220ZM252 112V111H251ZM261 112H263V110L261 111ZM5 113H7V112H5ZM12 113V112H11ZM20 113H18V115H19V117L23 114V116H21L22 118L24 117L25 118V113L23 112L21 115H20ZM29 113V112H28ZM35 113V112H34ZM44 113V112H43ZM42 113V115H44ZM48 113H46V115L48 114ZM60 115H62V113H64V112H57V114H56V112H54L53 114H55V116L53 115V114H51V115H53V117L55 118V120H59L60 118L62 119V117L64 118L65 116L66 117H70L72 114H71V112H69V115L67 116V115H64V116H59V114ZM92 113V112H91ZM96 113H97V111H96ZM95 113V114H96ZM101 112H99V114H100ZM122 113L120 114V115H122ZM134 113V112H133ZM136 113V112H135ZM142 113V114H143ZM184 113L182 114V116H183V119H187L188 117H192L193 116V114H188V117L187 118H184ZM264 113V112H263ZM17 113H15V115H16ZM32 114V113H31ZM37 114V113H36ZM80 114V113H79ZM93 114V113H92ZM98 114V113H97ZM96 114V115H97ZM103 113H101V115H102ZM114 114H117L118 115V113H114ZM169 114V115H168ZM205 114H207V113H204L203 114V116H207V115H205ZM238 114V113H237ZM257 114V113H256ZM13 116H14V114H12ZM38 115H39V111H38ZM49 115V114H48ZM47 115V116H48ZM56 115H57V117L59 118H57L56 117ZM86 115V114H85ZM116 115V116H117ZM174 115V116H175ZM222 114H219L218 115V117L220 116L221 117V119H220V117H219V119L221 120H219V122L217 121L218 119H216L215 120V118H214V120L217 122V124L218 123H220L222 126L223 125H228V126H226L227 128L229 127V125H235L236 124V126H237V121L239 122V121H241L240 119H243V121L242 122H245V125H246V127L247 128H245V133L246 134H249L250 135V137L249 138H251V133H248L249 131L251 132V128L253 127H251L250 128V125L249 124H251V125H253V120L252 119H254V118H256L255 116H254V114L252 115V117L251 116H249V118H246V116H244V117H242V118H240L239 117V119H233L235 116H232V118H230L231 117V115H225V114H223V115H225V117L227 116V117H229V118H223V116H221ZM260 115V114H259ZM4 116H6V115H4ZM12 116V117H13ZM17 116V115H16ZM16 116H15V118H16ZM36 116V115H35ZM41 116V115H40ZM74 116V115H73ZM113 116V115H112ZM115 116V115H114ZM122 116H124V115H122ZM121 116V117H122ZM173 115L172 116H170V117H174ZM181 116V115H180ZM179 116V117H180ZM181 116V117H182ZM195 116H193V119H194V121H192L191 120V122L193 123V126L191 125L192 123L189 121H187L188 123H190V124H188L187 123V125H188V127L189 126H192L194 129H195V126H196V124H194V122L195 121H198V120H202V121H200V125H204V126H206V119H208V117L206 118V119H204L203 120V118L204 117H202V119H199L198 117H195ZM241 116H242V114H241ZM253 116H254V118H253ZM21 117L19 118V122H23L22 121V119H21ZM49 117H50V115H49ZM52 117V116H51ZM50 117V118H51ZM52 117V118H53ZM83 117V116H82ZM93 117H94V115H93ZM111 117V116H110ZM110 117H108V118H110ZM120 117V116H119ZM119 118V121H117V119L115 120V121H117V122H123V118ZM125 117L126 118H124V119H126V120H124V121H128L129 119H131L130 120V124H128L129 123V121H128V123H127V125L129 126V125H133V124H131L133 121H132V119H133V117L134 116H126L125 115ZM129 119H128V118ZM169 117V120H171L170 122H172V120L173 119H171ZM176 117V116H175ZM174 117V118H175ZM179 117H177V118H179ZM190 117V118H191ZM217 117V118H218ZM236 117H238V116H236ZM257 117L259 118V116L257 115ZM261 117H263L264 118V115L263 116H260V119H262L263 121L262 122H260V123H263V125H264V119L263 118H261ZM1 118H3L2 116H1ZM0 118V119H1ZM5 118V117H4ZM4 118L2 119V120H4ZM7 118H9V117H7ZM27 118V117H26ZM29 118H31L30 116H29ZM28 118V119H29ZM45 118V117H44ZM47 118V117H46ZM51 118V119H52ZM87 118H88V113H87ZM86 118V119H87ZM105 118V117H104ZM114 118V117H113ZM116 118V117H115ZM176 118V119H177ZM195 118H197V119H195ZM13 119V118H12ZM12 119H9V120H12ZM17 119V118H16ZM20 119H21V121H20ZM65 119V118H64ZM99 119V118H98ZM128 119V120H127ZM141 119H143V121H142V123H141ZM189 119V118H188ZM192 119V118H191ZM245 119H249L248 121L250 122H248L247 121V123H246V121H244ZM257 119V118H256ZM7 119H5V121H6ZM18 120V119H17ZM16 120V122H18ZM47 120V119H46ZM66 120H67V118H66ZM69 120V119H68ZM67 120V121H68ZM78 120V119H77ZM76 120V121H77ZM92 120V119H91ZM94 120V119H93ZM108 120V119H107ZM120 120H122V121H120ZM137 120V121H138ZM175 120V119H174ZM173 120V121H174ZM178 120H180V119H178ZM182 120V119H181ZM180 120V121H181ZM237 120V121H236ZM251 120V121H250ZM5 121H3L4 123H5ZM25 121V120H24ZM51 121V120H50ZM65 121V120H64ZM70 121V120H69ZM72 121H73V119H72ZM106 121V120H105ZM114 121V122H115ZM132 121V122H131ZM168 121V120H167ZM177 121V120H176ZM176 121L175 122H173V124H171L172 126H171V129H172V127H173V125H174V127H175V124H176ZM180 121L178 122V123H180ZM204 121V122H203ZM0 122H2V121H0ZM2 122V123H3ZM15 123V121H13L12 120V123ZM45 122V121H44ZM47 122V121H46ZM78 122V121H77ZM83 122V121H82ZM117 122H115V124L117 123ZM138 122V123H139ZM147 122V121H146ZM161 123H162V121H160ZM182 122V124H185V121H184V123H183V120L181 121ZM254 122H255V128L254 129H256V128H259V127H257V126H259V125H257V123L259 122V120H254ZM7 123H11V121L10 122H7ZM50 123V122H49ZM53 123H54V120H53ZM53 123H50L51 125L53 124ZM56 123V122H55ZM107 123V122H106ZM119 123H118V125H115L116 127L117 126H120V125H122V124H120L119 125ZM150 123V122H149ZM149 123L147 122V127L149 126ZM166 123L168 124V122H166V121H164L163 122V124H165L164 126L166 127L167 125H166ZM178 123H177V126L175 127V128H177L178 129ZM195 123H197V125H199L198 123H199V121L198 122H195ZM204 123V124H203ZM208 123H210V121L208 122L207 121V124ZM212 123V122H211ZM249 123V124H248ZM259 123V124H260ZM101 124H103V123H101ZM105 124V123H104ZM108 124V123H107ZM109 124H111V123H109ZM108 124V125H109ZM126 124V123H125ZM140 124H138V125H136V128H137V131H139L138 133H140V135H141V133H142V127L140 128ZM156 124H158L159 125V123L157 122ZM163 124H160V127H158V130L159 129H161V130H164V126L163 127H161V125H163ZM219 124V126H216V127H212V125L210 124V126L212 127V130H211V132L208 130V128H206V127H202V128H204V129H200V131L201 130H204V131H202L203 133L207 130V131H209L208 132V134L209 135H211V137L214 135L215 136V134L216 133H221L222 134V132H224L223 130L225 129V127L223 128L221 125ZM238 124H241V126L244 124V123H238ZM247 124H248V126H247ZM6 125V124H5ZM92 125V124H91ZM99 125V124H98ZM146 125V124H145ZM154 125V124H153ZM157 125V126H158ZM199 125V126H200ZM245 125L243 126V129H244V127H245ZM2 126H4V124L2 125ZM1 126V127H2ZM83 126V125H82ZM81 126V127H82ZM114 126V127H115ZM123 126H124V124H123ZM142 126H143V124H142ZM150 126H151V124H150ZM169 126H170V124H169ZM183 126V125H182ZM198 126V127H199ZM208 126H209V124H208ZM230 126V127H231ZM236 126H234L232 129H233V132L234 131H236L237 133H238V135L242 132V133H244L243 131H241L242 129L241 128H238L239 129V132H238V129H235V127ZM239 126V125H238ZM240 126V127H241ZM30 127V126H29ZM116 127H115V129H116ZM122 127V126H121ZM131 127V126H130ZM154 127V128H153ZM152 128L155 130V128H156V125H154ZM185 127L187 128V126L185 125ZM183 128L184 130L186 129V128ZM192 127H189V131H190V133H191V128ZM198 127H196V130L198 129ZM211 127H209L210 129H211ZM223 129H221V128ZM62 128V127H61ZM102 128V127H101ZM100 128V129H101ZM119 128V127H118ZM127 128V127H126ZM126 128H124V129H126ZM138 128H140V129H138ZM151 128V127H150ZM168 128V127H167ZM179 128H181V126L179 125ZM1 129V128H0ZM110 129H111V127H110ZM120 129V128H119ZM118 129V130H119ZM144 129V128H143ZM146 129V128H145ZM170 129V128H169ZM182 129V128H181ZM194 129H193V131H194ZM206 129V130H205ZM220 129V130H219ZM249 131H248V130ZM253 129V128H252ZM259 129H263L262 127L261 128H259ZM6 130H10V129H6ZM48 130V129H47ZM49 130H50V128H49ZM63 130H65L64 128L62 129V131ZM99 130V129H98ZM132 130H133V126H132ZM149 130V128L147 129V130H145L143 133V135L144 136H142L143 137V139L145 140V138L147 137V136H145V134H146V131H148ZM152 130V129H151ZM150 130V131H151ZM158 130L156 131L157 133H160V132H158ZM175 129H172V134L170 135V138H172V135H173V141H175L176 142V139H178V140H180L182 137V132H184V133H186V134H188V135H192L193 136V133H195L196 131H192V133L190 134V133H188V131H178L179 133H177V130H176V133H177V136L178 135H180V138H179V136L177 137L176 136V133H174L175 131H174ZM228 130V129H227ZM229 130H231V128H229ZM16 131V130H15ZM21 131V130H20ZM28 131V130H27ZM56 132L58 131L57 129L55 130ZM61 131V132H62ZM122 131H124V130H122ZM122 131L120 130V136L122 137V135L123 134H125L124 136H126L125 138H124V140L123 141H125L126 140V138H128L129 136H127L128 135V133H126L127 131H124L123 132V134H122ZM141 131V132H140ZM160 131V130H159ZM247 131V132H246ZM259 131V130H258ZM258 131H256V132H258ZM11 132L12 133H15V132H13L12 130H11ZM10 132V133H11ZM19 132V131H18ZM18 132H16V134L18 135ZM30 132V131H29ZM42 132V131H41ZM115 132V131H114ZM131 132V131H130ZM155 131H152V133H154ZM167 132H168V129H167ZM197 132L199 133V130H197ZM195 133V135L194 136H196L198 133ZM202 132H201V134L200 135H197L198 136V138H194V137H192V136H190L193 140H192V142L194 141V144L196 143V144H198V142H200V141H196L195 139H198L199 140V137L201 136H203L204 137V139H203V137L201 138L200 137V140L201 141H205L204 143V145H202L201 144V142H200V144L202 145V146H200V144L198 145L199 147H200V150H198L196 147H195V145L193 144V145H190L189 143H188V145L185 147H183L182 145H180L181 143L182 144H184V142L182 141L181 142V140L179 141V145L181 146H179L180 147V149L179 148H177V149H179L180 151L182 150L181 148H183V150H187V148L189 147H195V148H193V150L195 149V154H196V150L197 151H199V153L201 152V147H203V148H205L206 147V151L208 152V150H210L211 149V147H213L214 149H211V150H213V154L211 155L209 152V154L208 155H206L207 154V152H205V153H203V151L205 150V149H202L203 151L201 152V154H205L204 156H203V158H201V159H204V157L206 156H209V155H211V156H213L214 154H216V152H217V154H218V150L216 151V149H215V147L217 148V149H219L220 151H223V152H225L224 150H225V147L223 148V144H222V142H223V140L224 141H226V139L225 138H229L230 139V137H228V135H233V137H234V134H233V132H231V133H229V131H227L226 132V130H225V132H226V134H224L223 133V139L221 138H218L217 139V136H219V135H217L216 134V141L217 140H219L220 142L219 143H215L216 141H215V137L213 138H211L210 136H209V138H208V134L206 135L207 137H205L203 134H202ZM212 132H214L213 134H210V133H212ZM236 132H235V135H236ZM253 132H254V130H253ZM256 132H254V135H252V137L254 138V136L256 137V135H258V133H260V132H262L261 130H260V132H258L256 135H255V133ZM3 133H5V132H2V133H0V136H2L1 134H3ZM7 133V132H6ZM24 133H25V131H24ZM59 133V132H58ZM57 133V134H58ZM69 133V132H68ZM119 133H118V135H119ZM132 133H133V131H132ZM148 133V132H147ZM152 133H150V135L152 134ZM164 133H165V131H164ZM207 133V132H206ZM227 133H229L228 135H227ZM16 134H13V135H15V136H17ZM21 134H22V132H21ZM50 134H53V133H50ZM94 134V133H93ZM98 134V133H97ZM122 134V135H121ZM127 134V135H126ZM149 134V133H148ZM147 134V135H148ZM155 134V133H154ZM154 134H153V138H154V140H155V142H156V139L158 140V136H156L155 135V137H157L156 139H155V137H154ZM162 134V131H161V133L159 134V135H161ZM166 134V133H165ZM164 134V136H166ZM170 134V132L168 133V135ZM185 134V135H186ZM246 134H242V136L241 137H243L244 138V136H248V135H246ZM262 134H264V133H262ZM12 134H10V135H8V136H11ZM25 135H26V133L24 134V138H25ZM37 135V134H36ZM46 135V134H45ZM54 136L56 135L55 133L53 134ZM58 135H60V134H58ZM57 135V136H58ZM108 135V134H107ZM110 135V134H109ZM129 135H130V133H129ZM168 135L166 136V138L168 137ZM174 135H175V137H177V138H175L174 137ZM241 135V134H240ZM239 135V136H240ZM259 135H261V134H259ZM5 136V135H4ZM3 136V140L5 139H7V136H5L4 137ZM21 136V135H20ZM19 136V137H20ZM31 136V135H30ZM40 136V135H39ZM49 136V135H48ZM62 135H60V137H61ZM65 136V135H64ZM95 136V135H94ZM134 135H131L129 138H131V137H133ZM152 136V135H151ZM151 136H148V141L146 142V141H144V144H145V142H146V144H148V147L150 146L149 144L150 143H152L153 141L152 140H150V141H152V142H149V139H150V137ZM163 136V137H164ZM226 136V137H225ZM239 136H237V137H239ZM22 137V136H21ZM27 137V136H26ZM29 137V136H28ZM33 137V136H32ZM35 137V136H34ZM46 137H47V135H46ZM52 137V136H51ZM67 137V136H66ZM68 137H70V134H69V136ZM68 137H67V139H68ZM72 137V136H71ZM93 137V136H92ZM96 137V136H95ZM160 137V136H159ZM161 137H162V135H161ZM162 137V138H163ZM184 137V139H185V137L187 138V135L186 136H183ZM190 137H189V139H190ZM219 137H221V136H219ZM11 138V137H10ZM12 138H14V137H12ZM11 138V139H12ZM23 138V137H22ZM30 138V137H29ZM28 138V139H29ZM39 138V137H38ZM37 138V139H38ZM41 139L43 138V137H40ZM39 138V139H40ZM52 138H54V137H52ZM65 138V137H64ZM91 138V137H90ZM97 138V137H96ZM123 138V137H122ZM134 138V137H133ZM162 138H160V139H162ZM170 138H168V140L170 141ZM205 138H207V139H205ZM235 138H236V136H235ZM235 138H232V139H235ZM240 138V137H239ZM239 138H236L237 139V141L235 140V142L234 141H232L231 143H230V141L232 140V139H230V140H228V141H226V143L227 142H229V144H226V143H224V146H225V144H226V146H231V144H233V142H234V144L231 146V147H235V144H236V148H238L240 145H238L239 144V142L241 141H239ZM243 138H241L242 140H243ZM257 138H259V137H257ZM257 138H255L256 140H257ZM260 138H261V136H260ZM263 138H264V136H263ZM2 139V138H1ZM0 139V144H1V142L3 143V140H1ZM27 138H25V140H26ZM33 139V138H32ZM35 139V138H34ZM45 139V138H44ZM43 139V140H44ZM51 139V138H50ZM49 139V140H50ZM58 139V138H57ZM62 139V138H61ZM66 139V138H65ZM72 139V138H71ZM111 139V138H110ZM117 139H119V137L117 136ZM132 139V138H131ZM131 139H129V141L131 142V141H134V139L133 140H131ZM164 139V141L163 142H168V140H166L165 139V137L163 138ZM162 139V140H163ZM183 139V138H182ZM254 139V140H255ZM5 140H4V143H5ZM9 140V139H8ZM19 140V139H18ZM17 140V141H18ZM69 140V139H68ZM90 140V139H89ZM121 140V138L119 139V141ZM121 140V141H122ZM136 140H138V145H140V142H139V139H136ZM166 140V141H165ZM177 140V141H178ZM186 140H188V138L186 139ZM251 141V139H245V141H246V143L248 142V141ZM253 140V139H252ZM249 141L250 143H252L253 142V145H254V143H255V141ZM7 141V140H6ZM12 141H14V139L12 140ZM11 141V142H12ZM16 141V137H15V141L14 142H17ZM21 141V140H20ZM27 141V140H26ZM41 141V140H40ZM48 141V140H47ZM64 142H65V140H63ZM72 141V140H71ZM85 141V140H84ZM140 141H141V139H140ZM191 141V140H190ZM211 141H215L214 142V145H213V143H211L210 144V147H209V144L208 143H210ZM222 141V142H221ZM244 140H243V142H245ZM263 141V140H262ZM9 141H7V143H8ZM11 142H9V143H11ZM19 142V141H18ZM25 142V141H24ZM44 142H46V140H44ZM57 142V141H56ZM64 142H63V144H64ZM87 142H88V140H87ZM126 142L127 141H125V142H122L123 143V145H122V143L120 144L119 142H117V144L119 143L120 144V146L121 147H119V148H117L118 150L119 149H123V146H124V143H125V145H126ZM130 142H128L127 144H129ZM135 142V141H134ZM142 142V141H141ZM154 142V143H155ZM158 142H160V145H159V147H158V149L159 150H161L162 148H164V147H161V149H160V146H161V143H163V142H161L160 140L158 141ZM174 142V143H175ZM181 142V143H180ZM207 142V143H206ZM237 142H238V144H237ZM242 141L240 142V144L241 143H243ZM249 142H248V144H249ZM21 142H19V144H20ZM52 143H53V141H52ZM67 142H65V144H66ZM69 143V142H68ZM83 143H86V142H83ZM132 144V146H130V148L129 147H126V146H124V147H126V148H129V149H131L132 147L135 149V151L137 150V148H135L134 146L135 145H137V144H135L134 145V143L133 142H131ZM143 143V142H142ZM141 143V144H142ZM171 143H172V141H171ZM178 143V142H177ZM185 143H186V141H185ZM260 143V142H259ZM258 143V144H259ZM14 144V143H13ZM17 144V146H19L18 145V143H16ZM22 144V143H21ZM20 144V146H22V145H24V144H22L21 145ZM37 144V143H36ZM40 144L41 143H39V148L40 149H42V151H44V150H46V149H43V148H41L40 147ZM62 144V145H63ZM106 144V143H105ZM108 144V143H107ZM119 144L117 145V146H119ZM155 144H157V143H155ZM159 144V143H158ZM157 144V145H158ZM168 144V143H167ZM173 144V143H172ZM208 144V145H207ZM220 144V147H222V148H220V147H218V145ZM221 144H222V146H221ZM255 144H257V143H255ZM261 145L262 144H264V142H261L260 143ZM259 144V146L258 147H260L261 145ZM4 145V144H3ZM8 145V144H7ZM25 145L27 146V144L25 143ZM29 145V144H28ZM31 145H33V144H31ZM31 145H30V149L32 148L31 147ZM41 145H44V144H41ZM49 145V144H48ZM52 144H50V146H51ZM68 145H70V144H68ZM78 145H79V143H78ZM136 146V147H138V150H140L139 148H141V147H143V146ZM153 145V147L156 149L155 151H157V148H156V146L154 145V144H152ZM171 144H169V147H171L170 146ZM176 145V144H175ZM213 145V146H212ZM217 145V146H216ZM237 145H238V147H237ZM242 145H244L245 146V143H243V144H241V147H239V148H243L242 147ZM247 145V144H246ZM10 146H12V147H14L13 145H8V148L10 147ZM17 146H15V148L17 147ZM34 146H36L35 148L37 149V145H34ZM34 146H33V148L32 149H35L34 148ZM72 146V145H71ZM128 146V145H127ZM173 146H174V144H173ZM248 147H252V144H251V146H250V144L249 145H247ZM246 146V147H247ZM7 146L5 145V147H2L1 148V152L3 151L2 149H4V151L5 152H2V153H8L9 151H11V152H15V153H17L18 151L20 152H23V151H25L24 150V148H22V149H18V147H17V149H14V148H9V149H11V150H9L8 152H6L8 149L6 148ZM23 147V146H22ZM55 147H56V145H55ZM70 146H68V148H69ZM82 147V146H81ZM109 147V146H108ZM144 147H145V145H144ZM143 147V148H144ZM146 147H147V145H146ZM147 147V148H148ZM153 147H151L150 146V148H153ZM167 147V146H166ZM176 147H178V146H176ZM198 147V148H199ZM226 147V150H230V149H233V148H231V147ZM247 147V148H248ZM255 147V146H254ZM256 147H257V145H256ZM262 147H263V145H262ZM262 147L261 148H259L260 150H259V153H260V151H264V147H263V149H262ZM28 148V151H30L29 150V146L28 147H25V149H27ZM65 148H66V145H65ZM67 148V149H68ZM107 148V147H106ZM125 148V149H126ZM185 148V149H184ZM210 148V149H209ZM228 148V149H227ZM247 148H246V150H247ZM7 149V150H6ZM31 149V150H32ZM35 149V154L37 153V151L38 150H36ZM52 149L54 150V148H53V146H52ZM51 149V150H52ZM58 149H60V151H62V148L61 147H59V148H55V150L57 151ZM72 149V148H71ZM82 149H85V147L84 148H82ZM115 149H116V147H115ZM115 149H113V150H115ZM128 149V150H129ZM134 149H132V151H134ZM149 149V148H148ZM170 149V148H169ZM222 149V150H221ZM244 149H245V147H244ZM251 149H253V147L251 148ZM256 149H258V148H256ZM48 150L50 151V149L48 148V146H47V152H48ZM77 150V149H76ZM81 150V149H80ZM79 150V151H80ZM117 150V151H118ZM127 150V149H126ZM147 150V149H146ZM172 150V149H171ZM170 150V151H171ZM192 150V149H191ZM190 150V151H191ZM210 150V151H211ZM237 150H239V149H237ZM244 151V155H247L246 157H248L249 158V156H251V155H253L252 154V151L253 150H255V149H253V150H250V149H248V150H250V152H251V154L250 155H248V151ZM27 151V152H28ZM40 151V150H39ZM46 151H44V152H46ZM54 152V151H51L52 153L54 152V153H57V152ZM59 151V152H60ZM68 151H70V148H69V150ZM79 151H77V152H79ZM98 151V150H97ZM104 151H106V150H104ZM108 151V150H107ZM125 151V150H124ZM135 151L133 152V153H135ZM150 151H151V149H150ZM152 151L154 152V149H152ZM162 151H163V149H162ZM165 151H167V150H164V152ZM173 151V150H172ZM171 151V152H172ZM189 150H187V151H185V152H188ZM189 151V152H190ZM214 151H215V153H214ZM235 151V153H233V157L231 158V159H233L234 160V162H233V160L231 161V159L229 158L228 160H230L232 163H236L235 161H236V150H235V148L233 149V152ZM240 152H242L243 151V149H242V151L241 150H239ZM237 152V154H240V152ZM256 151V150H255ZM18 152V153H19ZM72 152V151H71ZM76 152V151H75ZM84 152V151H83ZM113 152V151H112ZM111 152V153H112ZM118 152H123V151H118ZM129 152V154L128 155H133V153H131V150L130 151H127L126 152V154ZM143 152V151H142ZM149 151H147V153H148ZM153 152H152V154H153ZM231 153H232V150L230 151ZM230 152H229V154H230ZM10 153V152H9ZM14 153V154H15ZM17 153V154H18ZM26 152H24V154H25ZM49 153V152H48ZM65 153H67V152H65ZM64 153V155H66ZM131 153V154H130ZM137 153V155H138V151L136 152ZM144 153L146 154V152H145V150H144ZM158 153L159 152H157V155H156V153H155V156H158ZM168 153V152H167ZM174 153V152H173ZM181 153V152H180ZM191 153V152H190ZM189 153V154H190ZM192 153H194V151H192ZM190 154V155H192L193 156V154ZM199 153H197V154H199ZM219 153H221V152H219ZM243 153V152H242ZM246 153V154H245ZM258 153V152H257ZM261 153H263V152H261ZM57 154H59V153H57ZM68 154V153H67ZM81 154H82V151H81ZM91 154V153H90ZM116 154V153H115ZM119 154V153H118ZM123 154H125V152L123 153ZM141 154H143V153H141V150H140V155ZM148 154H150V153H148ZM160 154H162L161 152H160ZM171 153H169L168 155H170ZM175 155L176 154H178V153H174ZM182 154H184L183 153V151H182ZM188 154V156H190ZM201 154L200 155H194V156H197V157H199V156H201ZM222 154V153H221ZM256 154V153H255ZM9 155V154H8ZM16 155V154H15ZM21 155H22V153H21ZM29 155V154H28ZM32 155V154H31ZM50 155V154H49ZM68 155H70L71 156V154L69 153ZM77 155V154H76ZM108 155H109V153H108ZM113 155V154H112ZM154 155V154H153ZM163 155V154H162ZM161 155V156H162ZM167 155V156H168ZM172 155V154H171ZM219 155V154H218ZM217 155V157H219V156H223V155H219L218 156ZM225 155V154H224ZM226 155L228 156V154L226 153ZM257 155H260V154H257ZM263 155V154H262ZM5 156H6V154H5ZM18 156V155H17ZM25 156V155H24ZM30 156V155H29ZM28 156V157H29ZM33 156V155H32ZM46 156V155H45ZM57 156V155H56ZM118 156V155H117ZM119 156H120V154H119ZM118 156V157H119ZM123 156V155H122ZM126 156V155H125ZM145 156V155H144ZM143 156V157H144ZM147 156V155H146ZM146 156L144 157V159H147L146 158ZM150 156H151V154H150ZM149 156V157H150ZM160 156V155H159ZM158 156V157H159ZM166 156V155H165ZM166 156V157H167ZM177 156V155H176ZM175 156V157H176ZM179 156V157H178ZM177 156V158H179V160L181 161L182 159H185V157H183L184 155H182L181 156V154H179ZM180 156L181 157H183V158H180ZM190 157V158H187V160L188 159H190L189 161L193 164L192 166H196L197 164V166H199V165H201L200 167L202 168H200V167H198L199 168V171L201 172L202 171V173L204 174V172L206 171V169L208 168V170L207 171H209L210 170V172H214V173H216L215 172V170L213 169V168H215V169H217V171L218 170H222L223 168H220V169H218L217 168V166L215 165L216 163H212V162H216L215 160L214 161H211L212 159H215V156L212 158V157H210V159H208V157H207V159L205 158V160L204 161H206V160H210V161H207V162H209L208 164H210V163H212L213 164V168H210V166L208 165V167H207V163H205V162H202V160L201 159H199V158H197V157H195V159L197 160V159H199V162L198 161H196L195 160V163H196V165H195V163L193 162V157ZM230 156H232V155H230ZM236 156V157H235ZM241 155H239V157H240ZM12 157V156H11ZM14 157V156H13ZM16 157V156H15ZM39 157V156H38ZM53 157V156H52ZM58 157V156H57ZM94 157V156H93ZM127 157V156H126ZM129 157V156H128ZM131 157V156H130ZM136 157V154H135V156H134V158ZM141 157V156H140ZM148 157V156H147ZM174 157V155H172V157L170 156V159H169V161H170V163L172 162V165H174L175 166V162H173L172 160H171V158H173ZM202 157V156H201ZM217 157H216V159H217ZM226 157V156H225ZM253 157V156H252ZM20 157H18V159H19ZM27 158V157H26ZM49 158V157H48ZM77 158V157H76ZM85 158H87V157H85ZM101 158V157H100ZM107 159L106 160H108V156L106 157ZM120 158V157H119ZM132 158V157H131ZM133 158V159H134ZM152 158H153V156H152ZM152 158H148V160H147V162H149V160L150 159H152ZM160 158V157H159ZM167 158H169V157H167ZM212 158V159H211ZM224 157H222L221 159H223ZM228 158V157H227ZM235 158V159H234ZM243 159L245 158V157H242ZM242 158H240L241 160H243ZM261 158V157H260ZM13 159V158H12ZM11 159V160H12ZM31 159V158H30ZM34 159V158H33ZM38 159V158H37ZM46 159H47V156H46ZM45 159V160H46ZM91 159V158H90ZM126 159V158H125ZM141 159L143 160V158L141 157ZM154 159V158H153ZM157 159V158H156ZM164 159V158H163ZM166 159V158H165ZM191 159H192V161H191ZM225 160H226V158H224ZM238 159V158H237ZM21 160H23V159H21ZM41 160V159H40ZM44 159H42V161H43ZM54 160V159H53ZM55 160H57V159H55ZM61 160V159H60ZM60 160H58V161H55V162H59ZM83 160V159H82ZM104 160V159H103ZM102 160V161H103ZM110 160V159H109ZM109 160H108V162H109ZM116 160V159H115ZM118 160V159H117ZM176 160H178V159H176ZM178 160V161H179ZM200 160H201V163H203L206 167V169L203 167L204 165H202V164H200ZM7 161V160H6ZM33 161V160H32ZM42 161H41V163H42ZM110 161H112V162H114L112 159L110 160ZM136 161V160H135ZM145 161V160H144ZM144 161L142 162V161H140V163L142 164V165H144ZM151 161V160H150ZM158 161V160H157ZM160 161H161V159H160ZM159 161V162H160ZM164 161V160H163ZM168 161V160H167ZM168 161V162H169ZM183 161V160H182ZM182 161L181 162H179L180 163V166H181V164L184 166H186L187 164H184V162H185V160L183 161V163H182ZM189 161H188V163H189ZM217 161H220V159L219 160H217ZM230 161H228V162H230ZM245 161V160H244ZM262 161H264V160H262ZM2 162V161H1ZM17 162V161H16ZM46 162H47V160H46ZM54 161H52V167H54L53 166V163H55ZM61 162V161H60ZM59 162V163H60ZM67 162V161H66ZM104 162V161H103ZM107 162V164H108V166H109V164H111L110 162L108 163ZM129 162V161H128ZM137 162H138V164H139V160H137ZM146 162V161H145ZM198 162V163H197ZM224 162V161H223ZM226 162H227V160H226ZM4 163V162H3ZM13 163V162H12ZM43 163H44V161H43ZM48 163H49V161H48ZM91 163V162H90ZM115 163V162H114ZM134 163V162H133ZM161 163H163V162H161ZM161 163H160V165H161ZM165 163H167V162H165ZM177 163V162H176ZM220 163V162H219ZM225 163V162H224ZM232 163H229V165H231ZM243 163V162H242ZM7 164V163H6ZM15 164V163H14ZM19 164V163H18ZM65 164V163H64ZM67 164V163H66ZM65 164V165H66ZM116 164V163H115ZM119 164H120V161H119ZM127 164V163H126ZM129 164V163H128ZM141 164H139V167H141L140 165ZM147 164H149V163H147ZM153 164V163H152ZM168 164V163H167ZM167 164H164L165 166L167 165ZM178 164V163H177ZM221 165H224L223 163H220ZM238 164H239V162H238ZM240 164H241V162H240ZM260 164V163H259ZM263 164V163H262ZM12 165V164H11ZM31 165V164H30ZM39 165V164H38ZM61 165V164H60ZM64 165V166H65ZM76 165V164H75ZM112 165V164H111ZM114 165V164H113ZM113 165L111 166V168L113 167ZM117 165V164H116ZM116 165H114L115 167H116ZM150 165V164H149ZM155 165H156V163H155ZM164 165L162 164L161 166H163L164 167ZM172 165L170 166L169 165V167H167L168 169L170 168V167H172ZM217 165L218 166H220L218 163H217ZM264 165V164H263ZM263 165H262V168H264L263 167ZM8 166V165H7ZM36 166V165H35ZM44 166V165H43ZM67 166V165H66ZM77 166V165H76ZM81 166V165H80ZM101 165L99 164V167H100ZM118 167H120L119 165H117ZM136 166H137V164H136ZM157 166H159V164L157 165ZM153 167L154 169L156 168H160V167ZM168 166V165H167ZM179 166V167H180ZM236 166V165H235ZM260 166H261V164H260ZM47 167V166H46ZM59 167V164H57V168ZM115 167L113 168V170L115 169ZM133 167H134V165H133ZM138 167V166H137ZM143 167V166H142ZM148 167V166H147ZM151 167H152V165H151ZM177 167H178V165H177ZM176 166H175V168H177ZM187 167V166H186ZM186 167H184V169L186 168ZM189 168H191V170H192V167H191V164H189V166H188ZM226 167H228V166H226ZM233 167V166H232ZM254 167H255V169H256V167L257 166H255L254 165ZM253 167V168H254ZM11 168V167H10ZM75 168V170L77 169L76 167H74ZM108 169H110V167H107ZM117 168V167H116ZM136 168V167H135ZM152 168V172H154L155 170ZM173 168L174 167H172V170H173ZM189 168H187L188 170H190ZM193 168H195V167H193ZM203 168L205 169L204 170V172H203ZM229 168V167H228ZM231 168V167H230ZM229 168V169H230ZM237 168H239V167H237ZM250 168V167H249ZM261 168V167H260ZM17 169V168H16ZM47 169H48V167H47ZM52 169V168H51ZM54 169V168H53ZM72 169V168H71ZM82 169V168H81ZM91 169V168H90ZM98 169V168H97ZM100 169V168H99ZM99 169H98V171H99ZM139 169V168H138ZM144 169H145V167H144ZM148 169V168H147ZM161 169V168H160ZM159 169V170H160ZM165 169V168H164ZM163 169V170H164ZM180 169H183L182 168V166L180 167V168H178V170H177V172H179V170ZM183 169V170H184ZM214 170V171H212V170ZM13 170V169H12ZM23 170H25V169H23ZM55 170V169H54ZM74 170V171H75ZM87 170V169H86ZM85 170V171H86ZM107 170V169H106ZM141 170V169H140ZM150 170V169H149ZM166 170V169H165ZM164 170V171H165ZM172 170H170V171H172ZM183 170H181V171H183ZM190 170V175H191V173H192V171ZM224 170V169H223ZM250 170H252V171H254V173H255V170H253V169H251L250 168ZM249 170V171H250ZM259 170V169H258ZM8 171H10V169L8 170ZM27 171V170H26ZM49 171H50V169H49ZM71 171H73V170H71ZM79 171H80V168H79ZM105 171V170H104ZM176 171V170H175ZM185 171H186V169H185ZM194 171H196V173H197V171H198V169L196 168V170H194ZM206 171V172H207ZM230 171H234V170H230ZM257 171V170H256ZM20 172V171H19ZM45 172V171H44ZM51 172V171H50ZM77 172H78V170H77ZM89 172V171H88ZM87 171H86V173H88ZM157 172H158V170H157ZM160 172H161V170H160ZM176 172V173H177ZM205 172V177H206V174H208V173H210V172H207L206 173ZM229 172V171H228ZM235 172V171H234ZM247 172V171H246ZM251 172V171H250ZM258 172V171H257ZM260 172V171H259ZM74 173H76V171L74 172ZM92 173V172H91ZM98 173V172H97ZM162 173H163V171H162ZM175 173V172H174ZM179 173H181V172H179ZM183 173V172H182ZM186 173H188L187 171L185 172V174ZM219 173H221L220 171H219ZM253 173V172H252ZM185 174H183V175H185ZM189 174V173H188ZM226 174H227V172H226ZM248 174H249V172H248ZM259 174V173H258ZM263 174V173H262ZM2 175H3V173H2ZM99 175V174H98ZM178 175V174H177ZM194 175H196L195 173H193V176ZM200 175H202V174H200ZM212 175V174H211ZM231 175H233V174H231ZM230 175V176H231ZM237 175V174H236ZM240 175H242V174H240ZM239 175V176H240ZM245 175V174H244ZM252 175H254V174H252ZM10 176V175H9ZM172 176H174V175H172ZM189 176V175H188ZM187 176V177H188ZM203 176V177H204ZM208 176H209V174H208ZM221 176V175H220ZM229 176V177H230ZM255 176V175H254ZM256 176H257V174H256ZM255 176V177H256ZM260 176H261V174H260ZM176 177H178V176H176ZM180 177H182V176H180ZM179 177V178H180ZM200 177H202V176H200ZM199 177V178H200ZM233 177V176H232ZM15 178V177H14ZM190 178H192V177H190ZM195 178H196V176H195ZM198 178V179H199ZM217 178V177H216ZM228 178V177H227ZM231 178V177H230ZM238 178V177H237ZM243 178H244V176H243ZM256 178H258V176L256 177ZM260 178V177H259ZM262 179H261V181L260 182H262V180H263V178L264 177H261ZM0 179H2V177L0 178ZM18 179V178H17ZM174 179H176L175 177H174ZM174 179H171V181L172 180H174ZM183 179V178H182ZM182 179H180L181 181H182ZM193 179V178H192ZM206 179V178H205ZM220 179H222V178H220ZM233 179V178H232ZM242 179V178H241ZM255 179V178H254ZM177 180V179H176ZM189 180V179H188ZM195 180V179H194ZM199 180H201V179H199ZM215 180V179H214ZM231 180V179H230ZM244 181H245V179H243ZM195 181H197V180H195ZM205 181V180H204ZM224 181V180H223ZM225 181H228L227 183H229V179L228 180H225ZM231 181H235L234 179L233 180H231ZM241 181V180H240ZM239 181V182H240ZM243 181V182H244ZM2 182V181H1ZM189 182V181H188ZM200 182V181H199ZM212 182H215V181H212ZM218 182H220V180H218ZM218 182H216V183H218ZM243 182H241V183H243ZM254 182V181H253ZM252 182V183H253ZM257 182V184H258V180L256 181ZM256 182H254V184L256 183ZM169 183H171V182H169ZM177 183H178V181H177ZM182 183V182H181ZM189 183H191V182H189ZM196 183V182H195ZM216 183H213L214 184V186H215V184ZM221 183H222V181H221ZM225 183V182H224ZM231 183H234V182H231ZM246 183V182H245ZM64 184V183H63ZM175 184H176V182H175ZM174 184V185H175ZM194 184V183H193ZM199 184V183H198ZM201 185H202V183H200ZM208 184V183H207ZM212 184V183H211ZM210 184V185H211ZM213 184L210 186L211 188H213L212 186H213ZM238 184V183H237ZM244 184V183H243ZM253 184V185H254ZM261 184V183H260ZM264 184V183H263ZM262 184V185H263ZM14 185H16V184H14ZM20 185H22V184H20ZM179 185V184H178ZM190 185V184H189ZM192 185V184H191ZM190 185V186H191ZM195 186H196V184H194ZM200 185V186H201ZM217 185V184H216ZM222 185V184H221ZM228 185H230V184H228ZM233 185V184H232ZM236 185V184H235ZM234 185V186H235ZM259 185V184H258ZM183 186V185H182ZM225 186H227V184L225 185ZM225 186H224V188H225ZM238 186H240V184L238 185ZM249 186H250V184H249ZM264 186V185H263ZM71 187V186H70ZM179 187V186H178ZM207 187V186H206ZM209 187V188H210ZM218 187V186H217ZM216 187V188H217ZM232 187V186H231ZM248 187V186H247ZM252 187V186H251ZM258 187V186H257ZM19 188V187H18ZM61 188V187H60ZM93 188V187H92ZM95 188V187H94ZM177 188V187H176ZM185 188V187H184ZM223 188V187H222ZM259 189H260V187H258ZM264 189V188H263ZM253 190H255V189H253ZM258 190V189H257ZM250 192L252 191V190H249ZM261 192V191H260ZM259 192V193H260ZM251 194V193H250ZM258 194V193H257ZM257 194H255L256 196H257ZM44 195V194H43ZM46 195H48V194H46ZM252 195V194H251ZM259 196V195H258ZM252 197H254V196H252ZM255 198V197H254ZM259 199V198H258ZM252 200V199H251ZM250 200V201H251ZM42 201H43V199H42ZM38 202V201H37ZM44 202V201H43ZM253 202H255V201H253ZM252 202V203H253ZM47 203V202H46ZM228 203H230V202H228ZM39 204V203H38ZM37 204V205H38ZM263 204V203H262ZM225 205V204H224ZM255 205V204H254ZM31 206H33V205H31ZM39 206V205H38ZM41 206V205H40ZM55 206V205H54ZM37 207V206H36ZM43 207H44V205H43ZM224 207H226V206H224ZM223 207V208H224ZM253 207V206H252ZM42 208V207H41ZM43 209V208H42ZM255 209V208H254ZM37 211V210H36ZM204 211V210H203ZM84 212V211H83ZM208 212V211H207ZM251 212H253L252 210H251ZM203 213V212H202ZM204 214V213H203ZM206 214V213H205ZM199 215V214H198ZM200 215H201V213H200ZM199 215V216H200ZM207 215H209V214H207ZM211 215V214H210ZM198 217V216H197ZM203 217H204V215H203ZM205 217H207L206 215H205ZM202 218V217H201ZM56 227V226H55ZM60 228H62V227H60ZM57 229V228H56ZM61 230V229H60ZM22 233V232H21ZM53 233H56L55 231L53 232ZM62 233V232H61ZM61 233H59V234H61ZM21 235V234H20ZM54 236V235H53ZM53 238V237H52ZM52 238H50V239H52ZM55 238V237H54ZM48 239V238H47ZM17 240V239H16ZM53 240V239H52ZM52 240L50 241V240H48V241H50V242H52ZM20 241V240H19ZM48 241H46L45 243H47ZM55 243V242H54ZM20 244V243H19ZM21 244H22V242H21ZM21 244H20V246H21ZM44 244V243H43ZM48 244V243H47ZM53 244V243H52ZM51 244V245H52ZM49 245V247L51 246L50 244H48ZM44 246V245H43ZM48 247V246H47ZM40 248V247H39ZM44 248V247H43ZM45 248H46V246H45ZM40 250H42V248L40 249ZM45 250V249H44ZM50 250V249H49ZM48 250V251H49ZM184 250V249H183ZM37 251V250H36ZM180 251H182V250H180ZM187 251V250H186ZM41 252V251H40ZM191 252V251H190ZM38 253H39V251H38ZM176 253V252H175ZM192 253V252H191ZM188 255V254H187ZM193 255V254H192ZM195 255V254H194ZM31 256H33V254L31 255ZM37 256V255H36ZM181 256V255H180ZM190 256V255H189ZM196 256V255H195ZM201 257V256H200ZM208 257V256H207ZM214 257V256H213ZM32 257H30V259H31ZM154 258V257H153ZM184 258V257H183ZM23 260L22 261H24V258H22ZM35 259V258H34ZM150 259H152V258H150ZM149 259V260H150ZM189 259H190V257H189ZM200 259H202V258H200ZM204 259V258H203ZM215 259V258H214ZM206 260V259H205ZM209 260V259H208ZM151 261H153V260H151ZM207 261V260H206ZM214 261H216V260H214ZM26 262V261H25ZM28 263V262H27ZM30 263V262H29ZM203 263H204V261H203ZM202 263V264H203ZM211 263V262H210ZM209 263V264H210ZM221 263V262H220ZM22 264H23V262H22ZM26 264V263H25ZM192 264V263H191ZM198 264V263H197ZM216 264V263H215ZM224 264V263H223Z\"/></svg>",
  "mask_w": 264,
  "mask_h": 264
}]
</instances>
